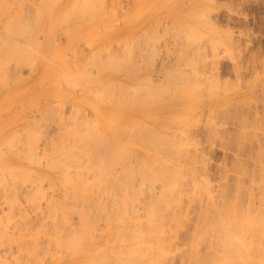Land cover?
<instances>
[{
    "label": "rangeland",
    "instance_id": "374dc122",
    "mask_svg": "<svg viewBox=\"0 0 264 264\" xmlns=\"http://www.w3.org/2000/svg\"><path fill=\"white\" fill-rule=\"evenodd\" d=\"M41 1L42 0L39 1V3H40L39 4L36 0H18V1L17 0H13V1L12 0H0V46H2V47H0V189H1L0 190V230L2 229L0 231L1 232L0 233V264H67L66 261L70 260V258L74 255V252H77L78 250H81L83 248H85V249L89 248V250H88L89 254L85 255L88 252L87 251L82 256V258L79 257L80 261L78 262V264H97L98 262H99L98 264H101L103 262V260H104V262H108V259H110V255H112L111 256V258H112L116 254V252H114V253H112V252L116 250L117 246H120L122 244L123 245L124 244H127V245L131 244V246H135V245H138L136 243L139 241L138 239L141 238V236L145 237V236L150 235V236H152V238H154L155 234H156V236L159 234V237L161 234V237L159 238V240H162L161 239L162 237L163 238L165 237L164 239L167 240V241L165 240L162 242L161 241L159 242L158 240H156V242L157 241L159 242L156 245H161L164 242L165 243L164 247H166V245L169 244V247H166V248H169V250L171 251V252H169L168 249H165V250H164V248L162 249L164 243L161 245V249H159L160 246L158 249H156L157 246H156V248L154 247L155 244H153L154 241L151 239V237L149 238L150 240H152V243L150 245H154L153 246L154 248H152V246H150L146 240L141 242L142 243L141 246H143V244L147 246V244H148L149 248L153 249L156 253L158 252L159 255L156 257V260H158V259L159 260L157 261L156 264H158L160 262V260L162 263L164 261L165 264H188L187 260H185L184 263L183 262L181 263L179 258H177L178 257L177 255L175 256L174 260L167 261L169 263H166L165 262L166 260H164V259H167V257L171 256L173 253L177 254L179 251H181L183 253L182 254L183 256H184V253H185V255H187L186 249L188 250V248L191 247V246H189L190 244H194L195 242H198V239H199L198 243L200 245L197 243L195 245L196 246L195 248L200 249V250H204V251L200 252V254L206 253L205 251L208 252L210 247H213V246H211V244L212 245L214 244V246H216L215 244L220 242L218 244V248H217V246L214 247L215 249L211 248L212 250H216L213 252H218L219 248H220L219 245L221 244V246H222V243H221L220 238H219L220 236L218 237L219 238L218 239L216 237L215 233L214 234L211 233V235H213V236L210 235V232L215 231L213 228H212L213 230L211 228H209L211 230H208V232L204 229L203 230L204 232H202V234L199 233V235L197 236V238L195 240L194 239L192 240V238H191L192 236L188 240H186V238L188 236L186 237V235H185L184 237H186V238L185 239L183 238V239H184V241L186 240L185 241L186 243L188 241L187 244L184 242L183 244L180 245V243L183 241L182 240L181 242H179L182 239L181 237H179V238H181L180 240L178 239V237H176V238L174 237V239H173L172 237L174 235H172V234H171L172 235L171 239H169L170 236L168 237V239L166 237L168 234L170 235L171 230L173 233L175 231V229L178 228L180 223H181V225L183 224L182 225L183 228L180 227V229L182 228V231L186 229L187 232L189 231L191 233V231H193V229H194L195 222L198 220V219H196V217L199 216L198 213L201 211V209H204V207L206 206L207 203H209V202H207V200L210 201V203L212 204L214 202L213 201L214 199H216V200L219 199L218 196H220L219 193H222L221 189L224 186V182H226L227 184L231 183V185L230 184L227 185L225 192H230V190L235 191V189H233V190L231 189V188H233V186H232L233 182H231L233 180V178L231 177V175L232 176L234 175V179H235V177L237 176V173L233 172V171L231 172L229 170L230 169L232 170V167H230V166L234 162L233 160L234 159L236 160L237 156L241 160L245 159V156L249 159V161H248V159H245L246 161L241 163V161L237 158V161L241 164H243V163H244V165L246 164L245 167L248 168L249 171L251 169L252 170L251 173L254 175V177H252V174L249 173V171H248L249 175L248 176L246 175V176L249 179L247 177H244L245 175L239 176L241 178L243 176V179L244 178L247 179V180L244 179L245 180L243 183L244 187L249 186L248 187L249 189L245 188V190H246L245 191V190H243L244 189L243 185L241 183L239 185V189L242 188L243 192H245V194H244L245 196L243 195V193L241 191H240V194L238 192V194L240 195V198L242 197L241 199L239 198L240 201L241 200H242V202L245 201V203L243 202V204H242L243 205L242 209L244 208V204H247L246 206L251 208V204L254 203L252 205L255 206V208H256L258 203H260L257 201L260 200V198H261L260 194H262V191L264 192V190L261 189L262 188L261 185L262 184L264 185V178H262V175L264 173L262 174L261 171H263V170L260 171V169L262 167H264V166H262L264 164H262L261 163L262 160L260 159L261 161H259L258 158H256V159L254 158V160H256V161H254L253 157H255L257 155L255 148L261 147L264 144V141H263L264 138L262 137L263 135L262 134L258 135V133H261V130L259 128L254 127V129L256 130V132H255L253 127L252 128L246 127V130L250 131V132L249 131L247 132L245 130L246 133L248 134V133H251V131H252L255 133V136L253 135L254 134L253 133L252 136L254 138V141H252L253 140L252 138L250 139L248 148H246V147L248 145L247 143H248L249 139L248 140L246 139L247 143H246V146L244 144V147H245L244 152H246V151L249 152L250 150L251 151L249 153L246 152L247 153L246 155H245V153L243 154V152H242L241 154H243V155L241 157V154L238 153L239 151L237 149H235V147L232 143V140L233 141L237 140L236 137H235V139L233 138L234 136H237L234 133L236 131L234 125H232L231 123H222L226 118H224V120H223L222 119L223 116L222 117L217 116V115L221 114V112H220L222 110L221 107L219 108V109H221L220 111L216 109V111H219V113L217 112L218 114H216L215 110L210 109V111H212V112H210L209 110L202 109V107H203L202 103L207 102V101H212V100H215L216 98H220V97H226V96L231 97L237 93H241L249 85H252L255 80L258 81L259 83L257 82L258 83L257 86L251 87V89H253L255 91L254 94L256 96H258V98H260L264 94V91H263L264 90V0H142L140 6L135 7L130 12H127V10H124V9H126V7L121 6L126 2V0H107L106 5L104 7L99 6V5L93 6L94 5L93 3H95V2L92 1L93 3H91V1H90V4H93V5H90L91 6L90 11L94 10L95 12L93 11V13H92V11L91 12L89 11V9H88L89 7L87 8V6H86V8L88 10L85 13L84 12L86 10L85 4L87 2L83 3L82 2L83 0L82 1L80 0L84 5V6L82 5L84 10L83 11L80 10L83 13L82 19H80L81 18L80 14H82L80 12H79L80 14L77 13L79 15H75L76 13L73 14V15H75V17L71 16L72 13L74 12V11L72 12V10H75L76 7L79 8V6H76L75 9L74 8L72 9V7L71 8L69 7L68 9H65L63 12H60L58 16H56V14H55L56 13V10H55L56 7H54V5H52V4H54L56 1H59V0H56V1L51 0V3L53 2L52 4L50 3V0H46L45 5L49 2L51 8L44 7L45 5H43V7H41L42 6ZM16 2H17V4H16ZM2 3H4L5 6H3ZM77 3H79V2H77ZM42 4H44V3H42ZM23 5H25V6H23ZM26 6L28 9L26 8ZM82 6H80V7H82ZM94 7H95V9H93ZM45 9H50V10H47L49 12H46V11L44 12ZM79 9H81V8H79ZM111 9H113V10H111ZM38 10H39V12H38ZM77 10L78 9H76V11ZM68 11H71V13L69 12L71 15L68 13ZM187 11H190L189 14H186ZM41 12H42V14H41ZM94 13H95V15H94ZM194 13H195V15H194ZM64 14H67V17H65L66 15L63 16ZM201 14H203V15H201ZM35 15H36V17H35ZM84 15L89 16L86 21H85V18H87V16L84 17ZM99 15H102V16H99ZM196 15H198V16H196ZM62 16H63V18H61ZM68 16L71 19L74 18V20H71ZM76 16L77 17L79 16V19ZM25 17H27V18H25ZM194 17H195V19H194ZM16 18L18 19V21H16L17 20ZM53 18H55V20H53ZM67 18H69V20ZM62 19H63V21H62ZM26 20H27V23H26ZM52 20H53V23L51 22ZM33 21H35V22H33ZM77 21H79V23L74 25V22L76 23ZM64 22H66V23L64 24ZM68 22L71 23L72 26ZM32 23H35V24L32 25ZM57 23L58 24L60 23V24L58 25ZM6 24L8 25L7 27H6ZM13 24L15 25V28L17 29V31L15 29H13L14 28V26H12ZM65 26H67V27L63 28ZM9 27L11 28V30L13 29V32H11ZM191 27H193V28H191ZM25 28H27V29H25ZM206 28L208 29V31ZM64 29H68V30H66V32H65V31H63ZM8 30H10V32H11V34L9 32V36H8ZM23 30H25V31H23ZM209 30L210 31L212 30V31L209 32ZM29 31H30V33H29ZM36 31H37V33H36ZM14 32H15V35H14ZM54 32H55V35H54ZM215 32H217V33H215ZM27 33H29V34H27ZM35 33H36V35H35ZM193 34H195V35H193ZM3 35L5 37H3ZM69 36H73L72 41H68L67 38ZM47 37H51V38H47ZM142 37H143V39H140ZM224 37H226V38H224ZM36 38L39 40H37ZM110 38H112V39H110ZM131 38L133 39V41ZM195 38H198L199 40H195ZM27 39H29V40H27ZM130 42H131V44H130ZM202 42H204L205 44ZM125 43H127L126 44L127 46L124 45ZM215 43H216V45H215ZM228 44H230V45H228ZM211 45H212V47H210ZM27 48H28V50H27ZM211 48H212V50H210ZM18 49L19 50L21 49L22 51L21 50L19 51ZM125 49L127 50V52ZM19 53H22V54H19ZM23 53H24V56H23ZM25 55H26V57H25ZM27 55H29V56H27ZM91 55H94V56H91ZM32 56L34 58H32ZM122 56H123V58H122ZM130 56L133 58H131ZM124 57H125V59H124ZM95 58H97V61L95 60ZM144 60H146V61H144ZM142 61H143V63H142ZM129 62H131L132 64ZM146 65H148V66H146ZM204 65L206 66V68ZM84 67L86 70L84 69ZM132 67L134 69L135 68L136 69L132 70ZM101 68H103L104 70ZM130 68H131V70H130ZM201 69H203V71ZM84 70L86 72H84ZM190 72L192 73L193 76L190 75ZM172 75H173V77H172ZM195 75L197 76L196 78H195ZM239 75H240V77H239ZM184 77L187 80L188 79L189 80L187 81ZM174 78L176 80L178 79L180 81H178V80L176 81ZM202 78H204V79H202ZM183 79L186 81H184ZM259 79H261L260 80L261 82L259 81ZM190 81H191V83H190ZM194 81H197V84ZM198 81H201V82L198 83ZM203 81H204L205 85H204V83H202ZM206 81H207V83H206ZM170 82H171V84H169ZM183 82H187V84L183 83ZM192 82H194V83H192ZM221 82H222V85H221ZM208 84L210 85V87ZM213 84H214V87L212 86ZM119 85H120V87H119ZM189 85L191 88H192V85H193V87L195 86L193 88L194 92L189 87ZM185 86H188V87H185ZM259 86H260V88H259ZM188 88L190 90H187ZM228 88H229V90H228ZM261 88H262V91H261ZM184 89H186L187 92L184 91ZM111 90H112V94L110 92ZM122 90H123V93H122ZM108 91H109V93H108ZM210 91H212L213 94ZM117 92L120 94H118ZM134 92H135L136 96L138 95L137 97H139L141 94L140 97H142V98H140V97L137 98L135 95H133ZM192 92L194 93L195 96L194 95L189 96L190 94L188 95V93L192 94ZM144 93L148 94L149 97H146L147 95ZM153 93H154V95L156 93L157 96L156 95L153 96ZM181 93L184 95L185 98L183 97V95L181 96L183 98L180 97ZM201 93H203V94H201ZM177 94H179L178 97L176 96ZM197 94L199 97L197 96ZM129 95H131V96H129ZM132 95L135 97V99L131 98ZM144 95H145V98H144ZM206 95H208L209 97ZM196 96H197V98H196ZM201 96H202V98H201ZM203 96H205V97H203ZM244 96H242L241 99H248V97H246V96L244 97ZM116 97H118V99H116ZM194 97L196 100L194 99ZM263 97H264V95H263ZM120 99H121V101H120ZM262 100H263L262 103H264V98ZM126 101H128V102H126ZM118 102H120V103H118ZM143 102H144V104H143ZM259 104H260V102H259ZM53 106H54V108H53ZM163 106L166 107V109L165 108L162 109L161 107H163ZM222 107H223V109L225 108L227 110L226 106H222ZM55 108H56V110H55ZM58 109H60V110H58ZM187 110L189 112H192V110H193V113L195 116L189 118V116L191 114L189 116H187L188 115ZM195 110H197V111H195ZM250 110H252V108H250ZM259 110H262V108L260 106H259ZM259 110H258V112H257V109H256V111L253 110L250 118H252L255 115V116H257L256 118H257L258 122L261 123V122H263L262 121L263 114L261 115L260 114L261 111H259ZM52 111H53V113H52ZM253 112H254V114H253ZM131 113H133V114H131ZM158 114H159L160 119L162 118L161 114H163V116L165 114H167V115L170 114L169 117H172V118H169L167 116L168 117L167 119L175 118L174 116H171V115H177L179 117L180 116L183 117V118L181 117L180 119H177V118H179V117H177L176 118L177 121L174 119L175 120L174 123H177V122H180L183 120H187V118H189L187 121H189L190 123H191V121L194 123L195 122L198 123V124L195 123V125H198V126H195L196 128L198 127L197 128V137H195L196 135H189L192 137L189 138L188 136H186V137H188L187 138L188 140H187L186 138L185 139L181 138V137L176 138L175 136L172 135L171 137L176 138V139L174 138L175 139L174 145L172 143L173 140L169 139V138H171L170 133L168 136L167 135L168 133L164 134L163 131L160 132V130H156V132L159 135L161 134L162 137L165 136V137H163V140L161 141L162 137L160 135V137H161V139H159L161 141V142L159 141L160 142L159 144H161L160 147H162V144H163V147H165V146L167 147V145H168L167 143L168 142L170 143V141H172L171 142L172 146L168 145L169 147H172V148L176 147L177 148V146L179 147V145L181 144V148L179 147V149L183 148L184 151H185V149L188 151V152L185 151L186 153H184L182 151L183 149L181 150L184 153V155H186L188 153L186 155V159L183 161L184 162L183 163L181 161V158L184 159L185 156L184 157H183V155L181 156L182 152L180 150H177V151L181 152V154L179 153L180 155H178L177 158H179L180 159L179 161H181L182 163L179 162L178 160L175 162H177L181 165H184V168H183L184 170L181 169V171L179 170L180 172L178 171L177 174L174 175L176 179H174L173 175H172L173 178L172 179L170 178L171 181H173V179H174L173 184L175 183L174 185L171 184L173 186V189H174V191L172 193H171L172 186H170L171 187L170 188L169 183H167V185L165 183V185H164V183L161 182L162 179L161 180L158 179V174H155L161 168L159 166L161 164L157 165L160 168L158 170H156L155 172L152 170L153 169L152 166L154 164V166H155L154 170H155L156 169V165H155L156 162H154V161L156 159H154V157L166 158V156H167L168 159L172 160V157L175 154L177 155L178 152H175V154L173 153L172 154L173 156L170 155L172 157H170L168 155L164 156V154L166 152L164 153L162 151V154H161V151H160L161 149L159 150V148H160L159 144L156 143L157 146L155 148L154 145L152 146V144L147 143L149 141L146 138H149L148 136H149L150 132L148 133V135H146L147 133H144L147 137H141V135H140V137L137 138L139 135H135L136 132L139 133L140 131H142L141 134H143L144 130L150 131L151 129H154V127H156L155 125L158 126V125H160V123L166 122V120L164 121V119H163L164 117L162 118L163 120L161 119V121H160ZM44 115H46V117ZM50 116H52L53 118H51ZM217 117H220L221 119L217 118ZM260 117H261V120H260ZM158 119H159V121H158ZM167 121H168V123L173 122V121H169V120H167ZM250 122H253V120ZM139 123L142 125V127L138 126V125H140ZM135 124H138V125H135ZM206 124H209L208 127ZM117 125L118 126L120 125L119 126L120 128L123 125H124L123 127H125L127 125L126 126L127 129L121 128V129H123V130H121L118 128L119 131L121 130L120 132H118L116 129H114V127L116 128ZM143 125L145 126V128H143ZM205 125L208 128V129L206 128L207 130L205 129V127H203ZM130 126L133 128V130H136V132L133 130L128 132L127 130L132 129ZM209 126H212V128L214 126L215 127L218 126V127H217V129H215V128L211 129ZM65 127L68 130H66ZM33 128H34V130H33ZM86 128H90V129H86ZM218 128H219V130L220 129L221 130L219 131ZM222 128H226L225 129L226 131L223 130ZM82 129L85 131H82ZM198 129L201 131H199ZM86 130H88V132H89V133H87V135L89 137L86 135V132H87ZM91 131L92 132L94 131V133L91 134ZM95 131H96L98 137L100 136L96 142L98 145L94 141H92L93 143L96 144V146L91 142V140H92L91 137L94 134H95V136H97ZM214 131H216L217 133ZM126 132H128V134ZM133 132H135V133H133ZM156 132H152V135H154L153 136L154 139L156 136ZM222 132H224V133H222ZM225 132H226V134H225ZM16 133H17V136H16ZM90 134L92 136H90ZM131 134L132 135L134 134V137H131ZM128 135H129V137H128ZM145 135H143V136H145ZM82 136L85 137V139ZM135 136H137V137H135ZM176 136H179V135H176ZM210 136H212V137L210 138ZM259 136H260V138H259ZM68 137H70V138L68 139ZM78 137H79V139H78ZM101 137H102V140H101ZM157 137L158 136H156V138ZM224 137L226 140H224ZM242 137H239V139ZM248 137H250V136H248ZM89 138H90V140H89ZM194 138L195 139L200 138V141H201V139L203 141V142L201 141V144L197 145V148H193L191 146V144H188V142H190V143L192 142L189 140L190 139L195 140ZM261 138L263 141L262 145H260L262 142ZM4 139L6 141L5 144H3ZM70 139L72 140L71 142H70ZM73 139H76V140H73ZM140 139L143 140L142 143L144 142V144H142L139 141ZM217 139L220 141L222 140V142L225 141L227 144L225 142H224L225 144L222 142L221 143L223 145H226L227 147L226 146L223 147V145H221ZM229 139H231V142L229 141ZM258 139H260V141H258ZM149 140H150V138H149ZM165 140L168 142H166ZM208 140H210V141H208ZM212 140L214 142H212ZM246 140H244L243 143H245ZM52 141H53V143H52ZM64 141H65V143H63ZM79 141L82 144L81 146H80ZM104 141H105V143H104ZM176 141L178 143L177 145H175ZM84 142L86 145L84 144ZM101 142H102L103 146H105L104 144L108 145V147L107 146H105V147L107 149H109L110 150L109 152L112 154L106 153L105 151H104L105 152V154H104L103 150L105 148L101 145ZM107 142L110 145H112V147L109 146V144ZM145 142L147 143V145ZM253 142L256 144H253ZM49 143H50V146H49ZM228 143L229 144L232 143V144L229 145ZM235 143H236V141H234V144ZM59 144H62V145H59ZM71 144H74V145H71ZM148 144L150 145V147H148ZM53 145L55 146V148ZM91 145L95 149H97L96 151H98L99 146L100 147L102 146L103 148L101 147L102 149H99V151L100 150L102 151L101 152L103 154L102 156L106 155V157H107L109 154V157H110V155L113 156L114 154H116L117 160H116V158H114L115 157L114 156L113 157L114 159H112V162H111V160H109V157L107 159L104 156L105 159L109 160V166L111 168L113 167L112 168L113 170L111 168L108 169L105 166V164H107V166H108V163H105V161H107V160H104V163H105L104 167H106L109 170L110 174L106 175V173L108 172V170H107V172H105L106 168L105 169L101 168L102 171L104 170L105 174H104V172L102 173V171H99L100 170V164H102V163L99 162L97 166L95 164V161L98 160L99 158L101 159L102 156L98 157L99 156L98 153L93 154L91 152L93 155L98 154V156H97L98 158L96 160L92 157L95 161L93 159H91V157H90L91 155L89 153L90 151L88 152V148H89V150L93 148V147H91ZM253 145L255 146V148ZM258 145H260V146H258ZM59 146H60V148H59ZM75 146H78V147H75ZM142 147H143V149H142ZM262 147L264 149V146H262ZM26 148H28V149H26ZM82 148H83V150H82ZM190 148H191V150H190ZM230 148H232V149H230ZM132 149H134V150H132ZM155 149H158L159 152H157L158 150L155 151ZM256 149H258V148H256ZM80 150H82V151H80ZM125 150H126V153H125ZM193 150H195V151H193ZM21 151H23V152H21ZM72 151H73V153L75 152L74 155L72 154ZM192 151L194 153H196V152L197 153L193 154ZM259 151H260V148H259ZM18 152H19V154H18ZM76 152L77 153L81 152L80 154L82 156L84 154L90 155V156L85 155L84 157H82L81 155L77 154ZM107 152H108V150H107ZM260 152H262V150ZM13 153H15V154H13ZM101 153H100V155H101ZM128 153H131V154H128ZM236 153H238L239 155ZM167 154H169V153H167ZM66 156H68V157H66ZM203 156H204V158H203ZM148 157H150L154 161L151 162V160H149ZM61 158H62V161H61ZM127 158H129V160ZM199 158H201L202 160L204 159V162H202V160ZM84 159L88 160V163H86L87 161H85ZM146 159L151 164L153 163L152 166H150L151 164L148 163ZM174 159L176 160V158H174ZM197 159H199V161H197ZM251 159L254 162L253 161L250 162ZM114 160L116 161V164L113 163V162H115ZM123 160H124V162H123ZM173 160H172V162H173ZM47 161L49 162L48 165H47V163H48ZM257 161H259V163ZM263 161H264V159H263ZM91 162H93V163H91ZM206 162H208V163H206ZM130 164H132V165H130ZM204 164L206 167L204 166ZM208 164L210 167L208 166ZM254 164H256V166ZM258 164H261V165H259L261 167L260 169L257 166ZM49 165H51L54 168H52V167L50 168ZM141 165L144 166V168ZM201 165H203V167H205V170L208 172V174L210 173L209 175L211 176V178L208 175L205 176L204 173L199 174V173H201V171H198L197 169L201 170L200 169ZM84 166H85V168H83ZM101 166L103 167V165H101ZM80 167H82V168H80ZM86 167H88V168L86 169ZM90 167L92 169H90ZM95 167L96 168L98 167L99 170H97ZM141 167L143 168V170L145 169V171H147V173L148 172L150 173V176H152L151 178H153V180H151V181L148 180L150 177V176L148 177L149 173L147 174L144 171L143 172L140 171L142 174L139 173V169ZM20 168L22 170L23 169L24 170L22 171ZM127 168H128V170L126 171ZM226 168H228V170H226ZM89 169H90V172H89ZM131 169L133 171L135 170L133 172L134 174L131 173L132 176L130 174ZM218 169L220 171H218ZM221 169H225V171H226V172L224 171L225 175L222 174ZM28 170H29V172H28ZM116 170H118V171H116ZM258 170L262 175L258 172ZM86 171H87V174L85 173ZM206 171H204V172L207 173ZM253 171H254V173H253ZM22 172H25V173L23 174ZM216 172H218V175L221 174L220 175L221 177H219L218 175H215V174H217ZM255 172H257V173H255ZM99 173L104 174V176L106 175L108 178L106 176H105L106 177L105 178L103 175H100ZM143 173H145L147 175L146 176L144 175L145 176L144 177V176H142ZM212 173H214L215 176ZM19 174H21L22 176ZM129 174H130V176H129ZM167 174H170V173H166V174H164V176L165 175L167 176ZM257 174H258V176H257ZM139 175L141 176L142 180H139V178H138ZM156 175H157V177H156ZM227 175H229L231 177L230 178L231 181H228L230 179H228V177H226ZM85 176H86V178H85ZM100 176H103V177H100ZM249 176H251V179ZM23 177H24V179H23ZM98 177H100L101 179L105 178V180L106 179L107 180L103 181V180H100ZM110 177H111V179H110ZM131 177H133V178H131ZM143 177L144 178L147 177L146 179L148 182L145 179H143ZM168 177H166V179ZM170 177H171V175H170ZM225 177L227 178L226 180H225ZM89 178H90V180H89ZM97 178L100 180V182H103V183H100V182L98 183V184H101V189H98L96 186H95V188H97L99 191H102V192L104 191L103 193L100 192V195H98L99 191L96 193V195L99 196V197L97 196L98 198H96V196L94 195L95 194L94 192H96L97 189L95 191L94 190L95 188L93 189L91 187L94 183L97 184V181H99ZM128 178L132 179V180H129ZM257 179L258 180L260 179V180L257 181ZM154 180H155V182H154ZM250 180H251V182H250ZM122 181H123V183H122ZM126 181H129L131 184L129 182H126ZM119 182H120V184H119ZM137 182H138V184H137ZM221 182H223V183H221ZM245 182H247V183H245ZM108 183H110V184H108ZM124 183H125V185H124ZM126 183H129L130 185H128ZM148 183H151V184H148ZM226 183H225V185H226ZM116 184L118 185V187ZM220 184H221V186H220ZM152 185H154V186H152ZM162 185H164V189L166 191H161V192L164 194L166 192H168V195L166 196V194H165V197L166 198L168 196L170 197V199L167 198V202H168L167 204L171 205V208L169 206H168L169 207L168 208L167 205H165V203H164V206H166V208L168 210L170 209L167 212L170 220L167 217V221H166L165 216L167 213L164 212V211H166V210H164L163 214L161 212V214L163 216L162 215L160 216V218L165 217L164 221H162L163 220L162 218H161L162 220L160 219L162 221V223H161V221H159L158 217L156 218V216L153 218L148 217L150 219H154V218H155V220L158 219L157 221H159V223H161V224L158 223V226L160 225L161 227L155 228V229H153L155 231H150L148 233H146V231H142V232L138 231V233H142V234L141 235L138 234L139 235L138 236L135 233V234H133V236L128 235V237H127L126 234H128V233L130 234L131 232L132 233L135 232V231H133L132 227H136V226L140 225V227L135 229L136 231L145 229L144 225H145V222L147 221L148 218H147V216L144 217L146 213H143L142 207H144V205H145L144 203L147 202V197H148V199L151 198L150 196H152V195H150V194L154 195L157 192L159 193L161 187L163 188ZM209 185H211L212 188L209 187ZM158 186H159V188H158ZM229 186H232V187L230 188ZM259 186H260V188H259ZM150 188H152V190ZM167 188H170L171 191H170V189H167ZM178 188L181 190H179ZM215 188H217V189H215ZM224 188H225V186L223 187V189ZM229 188H230V190H229ZM258 188L261 190V192ZM136 189L139 192V193L137 192L139 197L135 193ZM216 191L219 192L218 193L219 195H217ZM258 191L260 192V194ZM63 192H64V195H63ZM161 192H160V195H161ZM223 192H224V190H223ZM252 192L254 193V195ZM129 193H131L130 195L133 198H135L136 200L133 199L131 196L129 197V195H128ZM133 193L135 194V196ZM158 193L156 195H158ZM176 193H177V195L178 194L179 195L177 196ZM215 193L217 196L213 195ZM248 193H250V194H248ZM255 193H256V195H255ZM109 194H110V196H109ZM251 194L253 195V197H251L252 196ZM257 194L260 196H257ZM86 195L89 196V199L94 198V199H92L93 203H94V200L98 201L99 198H102L101 199L102 201L101 200L100 201L103 204L99 201V204L101 203L102 205L98 206L96 204L98 202H95V204H94L95 206L92 205L93 208H92V206L90 207L91 204H89V206H88V203H90L92 201L89 200L88 197H86ZM195 195H196V197H195ZM81 196H83L84 201L87 200L86 203L88 201H90L87 203L88 209L85 207H81L80 204L83 202V201H81V200H83ZM108 196L111 198H109ZM127 196H128V198H127ZM175 196H176V198L177 197H179V198L176 199ZM69 197H70V199H69ZM84 197H86V198H84ZM163 197H164V195H163ZM244 197H246V198H244ZM254 197H255V199H254ZM78 198H79V201H78ZM122 198H123V200H122ZM131 198H132V201H131ZM143 198L144 199L146 198V200H144ZM258 198H259V200H258ZM137 199H139V200H137ZM158 199H156V201ZM163 199H162V201H163ZM251 199L252 200L254 199L253 202H250V201H252ZM67 200H71V201L69 202ZM73 200H75L74 202L76 204L72 202ZM127 200H129V201H127ZM152 200H153V197H152ZM160 200L157 202L162 203ZM170 200H172L171 203H170ZM141 201L143 204L141 203ZM151 201L149 200V203ZM165 201H166V199H165ZM77 202H79L80 204ZM132 202H134V203H132ZM157 202H155V203H157ZM247 202L250 204L248 205ZM86 203H84V204H86ZM104 203H106V205ZM160 203H158V206H157L159 208L161 207ZM210 203H209V205H210ZM108 204H110V205H108ZM128 204H130L129 207H128ZM60 205L63 206V208ZM69 205L70 206L72 205L71 207L72 208L74 207L73 208L74 210L72 208L69 209V207H70ZM96 205H97V207H96ZM173 205H176V206H173ZM239 205H240V202H239ZM242 205H240V206H242ZM75 206H76V208H75ZM83 206H86V205H83ZM108 207H110V209H108ZM125 207H127V208H125ZM177 207H179V208H177ZM48 208H50V209H48ZM51 208L53 210L56 209L55 213L52 214ZM131 208L134 211H132ZM77 209L80 210L79 212H81V211L84 212L83 213L84 215H82V217L79 216V214L81 215L82 213H79L77 211ZM97 209H100V210H97ZM161 209H162V207H161ZM172 209H174V210H172ZM89 210H91V211H89ZM140 210H141V213H140ZM113 211L115 214L113 213ZM158 211H157V214H160L159 213L160 211L159 212ZM131 212H133V215L131 214ZM136 212H137V214H135ZM186 212H188V213H186ZM195 212H197V213H195ZM59 213H61L60 215H62V216L58 215ZM66 213H67V215H66ZM68 213H70V214H68ZM176 213H178V216ZM64 214H65V217H63ZM97 214H99V215H97ZM103 214H104V218H102ZM157 214H155V215H157ZM175 214H176V216H175ZM123 215H126V216L123 217ZM194 215H196V216H194ZM79 217H81V219ZM106 217H108V218H106ZM129 217H130V219H129ZM151 217H152V215H151ZM68 219H69V221H68ZM93 219H94V221H93ZM107 219H109V220L111 219V220L109 221ZM53 220L55 222H53ZM82 220L84 221L83 222L84 228L82 227ZM86 220L88 223H86ZM117 220H118V222H117ZM143 221H145V222H143ZM135 222H136V225H135ZM141 222L144 224L142 225ZM148 222H150V220H148ZM148 222L146 223V225H148L147 227H150L151 226L150 224H152L153 222H151V223H148ZM122 223L123 224L125 223V225L127 224V226H125V227H128L129 225L132 226L133 225L132 223H134V226H132V227L129 226L127 229L125 228V230H124V229H122V228H124L123 227L124 225ZM196 223H198V222H196ZM88 224H89V226H88ZM155 224H156V222H154V226H155ZM184 225H186L188 228ZM53 226H55V227H53ZM156 227H157V225H156ZM112 228H113V230H112ZM130 228H132V229H130ZM152 228H153V225H152ZM114 229H116V230H114ZM77 230H78V232H77ZM123 230H124V232H123ZM150 230H152V229H150ZM79 231L81 232V234H80L81 236L78 235ZM114 231H116V232L114 233ZM120 231H122V232H120ZM128 231H131V232H128ZM74 232L78 233V234L75 235ZM117 232H119V233H117ZM218 232L219 231H216L217 235H218ZM238 232H240V231H238ZM65 233H67V234H65ZM163 233H165V234H163ZM237 233H236V235H237ZM73 234H74V237H73ZM82 234H83V237H82ZM118 234H121L122 236L119 235L120 236V238H119ZM123 234L125 236V239H127V241L123 239V237H124ZM220 234L221 233H219V235ZM239 234L237 236L233 235V237L235 239L236 237L241 235L242 237L240 236L236 239V240H240L241 242L235 240V242H239L240 244L243 243V240H241V239H244L243 236H245V237L247 236L248 238L247 237L246 238L248 241L253 239V235L248 234V231L246 232V234H243V232H241L240 235ZM255 234H256V231H255ZM134 235H137L138 237L135 236V238H134ZM209 235H210V237H209ZM70 236H71V238L72 237L73 238L68 239V237H70ZM78 236H80V237H78ZM115 236L116 237L118 236L119 240H117V238ZM130 237H131V240L128 239ZM256 237L254 236V239ZM63 239H66V240H63ZM216 239L218 242L216 241ZM67 240H68V242H67ZM75 240H76V242H75ZM150 240L148 242H151ZM154 240H155V238H154ZM168 240H169V242H168ZM174 240L176 241V243H174ZM208 242H209V244L207 245ZM212 242H214V243H212ZM61 243H63L64 245ZM68 243L70 244V246ZM171 244H173V246L175 248L172 247ZM115 245H117V246H115ZM235 245H238V247H239V244L236 243ZM185 247H187V248L185 249ZM206 247H208V248H206ZM238 247L237 246L234 247V249L237 248L238 251H235V252L232 251V253H229V254H232L231 256L229 255V257L232 259L233 263L234 262L238 263V261H240L239 263L241 264L242 260L241 259L239 260L237 258L238 261H235L236 259L234 260V256L240 257L244 253L247 255V251L244 250L245 248H241V247H245L242 244L239 247L242 250L239 249ZM96 248H98V249L95 250ZM113 248H115V250H113L111 252V250ZM140 248H142V247H140ZM143 250H145V246H144ZM96 251H100L101 253L96 252ZM94 252H95V254H94ZM102 252H104V253H102ZM143 252H145V251H142V253H141V251L136 250L133 253H135V255H138V257H139V255L141 256L143 254ZM162 252H164V254ZM160 253H162V254H160ZM90 255H92V256H90ZM119 255H121V253L118 254V256ZM135 255H134V258H135ZM93 256H94V258H93ZM143 256H145V254L142 255V257ZM164 256H167V257H164ZM187 256H184V258L186 259ZM250 256H252V258ZM254 256H256V255H254ZM88 257H92L93 259H95V262L93 261V259L89 260ZM121 257L119 256V258H121ZM229 257L226 256V258H225V256H224V259H222L223 263H226V261L224 262V260L229 259ZM249 257H250L249 260L253 259V255L250 254ZM113 258L115 259V257H113ZM119 258L117 257L116 259L118 260ZM207 258H208V256H207ZM207 258H205L203 260H202V258H201V260L199 259L200 262H199V260H197L198 261L197 264L203 262L204 260H206L205 262L207 263V261H208ZM162 259H163V261H162ZM119 260H118V263H119ZM222 260H218L219 263ZM249 260H247L245 263L242 262V264H248ZM258 260H259V264H260L261 258ZM112 261L113 260H111V261L109 260L110 264L114 263ZM123 261L124 260H122V262H121V260H120L121 263H123ZM147 261L149 263L150 259L149 260L147 259L145 261L146 263L144 262V260L141 261V264H143V263L148 264ZM151 261L153 263L156 262V261L154 262L153 260H151ZM218 261H217V263H218ZM253 261H255V260L253 259ZM129 262L132 263L131 260ZM251 262H252V260H251ZM162 263H159V264H162ZM194 263L196 264V262H194ZM206 263H204V264H206ZM253 263H251V264H253ZM257 263H258V261H257ZM263 263H261V264H263ZM107 264H109V263H107ZM135 264H138V263H135ZM149 264H151V263H149ZM190 264H192V263H190Z\"/></svg>",
    "mask_w": 264,
    "mask_h": 264
},
{
    "label": "bare ground",
    "instance_id": "6f19581e",
    "mask_svg": "<svg viewBox=\"0 0 264 264\" xmlns=\"http://www.w3.org/2000/svg\"><path fill=\"white\" fill-rule=\"evenodd\" d=\"M12 1H13V0H12ZM17 1H18V0H17ZM36 1L39 3L40 0H39V1L36 0ZM45 1H46V0H42V1H41L42 3H44V4L41 3V5H42L41 7H43V5H45ZM54 1H56V0H54ZM81 1H82V0H81ZM81 1H80V0H79V1H78V0H59V1H56L54 4H52L53 2L51 3V0H50V3H51L52 5H54V7H56V8H55V10H56V13H55L56 16H58L60 12H63L65 9H68L69 7H70V8L72 7V9H73V8L75 9L76 6H79V8H81V9H79V8L76 7V9L79 10V11L77 10L78 12L76 11V9H75V10H72V9H71L72 12L74 11V12L72 13V15L70 14L71 11H68V13L70 12L69 14H70L72 17H73V16L75 17V15H79L80 13H82L80 10H82V11L84 10V8H83L84 5H83V3H86V2H87V3H86L87 5L85 4V8H86V6H87V8L89 7L88 9H89V11H90V9H91V6H90V5H93V4H94L93 6H96V5L98 6V5H99V6L104 7V6L106 5V2H107V0H89V1H88V0H83V1H82L83 3H82ZM90 1H91V3H93V2H95V3L90 4ZM92 1H93V2H92ZM96 1H97V2H96ZM99 1H100V2H99ZM141 1H142V0H126V2H125L123 5H121V6L126 7V9H124V10H127V12H130V11L133 10L135 7L140 6ZM77 2H79V3H77ZM80 2H81L82 4H81ZM50 3L48 2V3L46 4L47 6L45 5L44 7L51 8V7H50ZM88 3H89V4H88ZM99 3H100V4H99ZM2 4H3V6H5L4 3H2ZM16 4H17V2H16ZM16 4H15V5H16ZM39 4H40V3H39ZM48 4H49V5H48ZM113 4H114V3H113ZM82 5H83V6H82ZM107 5H108V4H107ZM20 6H21V5H20ZM23 6H25V5H23ZM48 6H49V7H48ZM73 6H74V7H73ZM80 6H82V7H80ZM93 6H92V7H93ZM113 6H114V5H113ZM17 7H18V6H17ZM115 7H116V6H115ZM26 8H27V6H26ZM26 8H25V9H26ZM87 8H86V10L84 11L85 13H86V11L88 10ZM27 9H28V8H27ZM39 9H40V8H39ZM93 9H95V7H94ZM113 9H114V8H113ZM113 9H111V10H113ZM19 10H20V9H19ZM47 10H50V9H45L44 12H45V11H46V12H49V11H47ZM91 11H92V13H93L94 10H91ZM91 11H90V12H91ZM38 12H39V10H38ZM79 12H80V13H79ZM90 12H89V13H90ZM94 12H95V11H94ZM103 12H104V11H103ZM189 12H190V11H187L186 14H189ZM191 12H192V11H191ZM28 13H29V12H28ZM28 13H27V14H28ZM36 13H37V12H36ZM68 13H67V14H68ZM75 13H76V14H75ZM77 13H79V14H77ZM85 13H84V14H85ZM96 13H97V12H96ZM192 13H193V12H192ZM41 14H42V12H41ZM67 14H64L63 16L66 15L65 17H67ZM73 14H75V15H73ZM100 14H101V13H100ZM181 14H182V13H181ZM17 15H18V14H17ZM70 15H69V16H70ZM82 15H83V13L80 14V16H81L80 19L83 18ZM87 15H88V14H87ZM87 15H84V17L87 16ZM89 15H90V14H89ZM94 15H95V13H94ZM94 15H93V16H94ZM194 15H195V13H194ZM194 15H193V16H194ZM198 15H199V14H198ZM198 15H196V16H198ZM201 15H203V14H201ZM63 16H62L61 18H63ZM69 16H68V17H69ZM91 16H92V15H91ZM99 16H102V15H99ZM193 16H192V17H193ZM15 17H16V16H15ZM35 17H36V15H35ZM76 17H77V16H76ZM88 17H89V16H87V18H85V21L88 19ZM192 17H191V18H192ZM25 18H27V17H25ZM25 18H24V19H25ZM41 18H42V17H41ZM69 18H70V17H69ZM69 18H67V19L69 20ZM77 18L79 19V16H78ZM16 19H17V18H16ZM22 19H23V18H22ZM64 19H65V18H64ZM70 19H71V18H70ZM194 19H195V17H194ZM206 19H207V18H206ZM28 20H29V19H28ZM37 20H38V19H37ZM53 20H55V18H53ZM53 20L51 21L52 23H53ZM60 20H61V19H60ZM68 20H67V21H68ZM71 20H74V18H72ZM76 20H77V19H76ZM76 20H75V21H76ZM16 21H18V19H17ZM16 21H15V22H16ZM62 21H63V19H62ZM79 21H80V20H79ZM79 21H77L76 23L74 22V25L77 24V23H79ZM85 21H84V22H85ZM33 22H35V21H33ZM59 22H60V21H59ZM71 22H72V21H71ZM11 23H12V22H11ZM17 23H18V22H17ZM19 23H20V22H19ZM26 23H27V20H26ZM42 23H43V22H42ZM65 23H66V22H64V24H65ZM68 23H69V22H68ZM202 23H203V22H202ZM15 24H16V23H15ZM20 24H21V23H20ZM33 24H35V23H32V25H33ZM57 24H58V23H57ZM59 24H60V23H59ZM59 24H58V25H59ZM69 24H71V23H69ZM186 24H187V23H186ZM204 24H205V23H204ZM81 25H82V24H81ZM7 26H8V25L6 24V27H7ZM12 26H14L13 29H15V30L17 31V29L15 28V25L13 24ZM19 26H20V25H19ZM28 26H29V25H28ZM68 26H69V25H68ZM71 26H72V24H71ZM10 27H11V26H10ZM10 27H9V28H10ZM32 27H33V26H32ZM42 27H43V26H42ZM66 27H67V26H65V27H63V28H66ZM210 27H211V26H210ZM23 28H24V27H23ZM23 28H22V29H23ZM191 28H193V27H191ZM201 28H202V27H201ZM13 29L11 30V28H10L11 32H13ZM25 29H27V28H25ZM29 29H30V28H29ZM206 29H207V28H206ZM206 29H205V30H206ZM10 30H8V36H9V32H10ZM36 30H37V29H36ZM66 30H68V29H64L63 31L66 32ZM23 31H25V30H23ZM207 31H208V29H207ZM211 31H212V30H211ZM211 31L209 30V32H211ZM11 32H10V34H11ZM65 32H64V33H65ZM29 33H30V31H29ZM29 33H27V34H29ZM36 33H37V31H36ZM36 33H35V35H36ZM215 33H217V32H215ZM62 34H63V33H62ZM213 34H214V33H213ZM14 35H15V32H14ZM16 35H17V34H16ZM54 35H55V32H54ZM54 35H53V36H54ZM193 35H195V34H193ZM215 35H216V34H215ZM12 36H13V35H12ZM12 36H11V37H12ZM18 36H19V35H18ZM28 36H29V35H28ZM28 36H27V37H28ZM33 36H34V35H33ZM3 37H5V36L3 35ZM25 37H26V36H25ZM34 37H35V36H34ZM36 37H37V36H36ZM55 37H56V36H55ZM55 37H54V38H55ZM138 37H139V36H138ZM47 38H51V37H47ZM144 38H145V37H144ZM200 38H201V37H200ZM224 38H226V37H224ZM224 38H223V39H224ZM36 39H37V38H36ZM56 39H57V38H56ZM67 39H68V41H72V40H73V36H69ZM110 39H112V38H110ZM125 39H126V38H125ZM131 39H132V38H131ZM131 39H130V40H131ZM140 39H143V37L140 38ZM140 39H139V40H140ZM227 39H228V38H227ZM227 39H226V40H227ZM27 40H29V39H27ZM34 40H35V39H34ZM37 40H39V39H37ZM136 40H137V39H136ZM144 40H145V39H144ZM144 40H143V41H144ZM195 40H199V39H198V38H195ZM54 41H55V40H54ZM54 41H53V42H54ZM132 41H133V39H132ZM137 41H138V40H137ZM143 41H142V42H143ZM125 42H126V41H125ZM205 42H206V41H205ZM227 42H228V41H227ZM138 43H139V42H138ZM140 43H141V42H140ZM202 43H204V42H202ZM36 44H37V43H36ZM126 44H127V43H125L124 45H126ZM130 44H131V42H130ZM204 44H205V43H204ZM4 45H5V44H4ZM128 45H129V44H128ZM215 45H216V43H215ZM228 45H230V44H228ZM126 46H127V45H126ZM132 46H133V45H132ZM203 46H204V45H203ZM213 46H214V45H213ZM226 46H227V45H226ZM0 47H2V46H0ZM19 47H20V46H19ZM210 47H212V45H211ZM17 48H18V47H17ZM208 49H209V48H208ZM5 50H6V49H5ZM16 50H17V49H16ZM18 50H19V49H18ZM20 50H21V49H20ZM20 50H19V51H20ZM27 50H28V48H27ZM125 50H126V49H125ZM210 50H212V48H211ZM21 51H22V50H21ZM109 51H110V50H109ZM202 51H203V50H202ZM113 52H114V51H113ZM126 52H127V50H126ZM129 52H130V51H129ZM129 52H128V53H129ZM213 52H214V51H213ZM19 54H22V53H19ZM42 54H43V53H42ZM122 55H123V54H122ZM127 55H128V54H127ZM23 56H24V53H23ZM27 56H29V55H27ZM91 56H94V55H91ZM139 56H140V55H139ZM25 57H26V55H25ZM130 57H131V56H130ZM29 58H30V57H29ZM32 58H34V57L32 56ZM91 58H92V57H91ZM122 58H123V56H122ZM131 58H133V57H131ZM136 58H137V57H136ZM120 59H121V58H120ZM124 59H125V57H124ZM23 60H24V59H23ZM25 60H26V59H25ZM95 60L97 61V58H95ZM128 60H129V59H128ZM130 60H131V59H130ZM126 61H127V60H126ZM134 61H135V60H134ZM144 61H146V60H144ZM86 62H87V61H86ZM100 62H101V61H100ZM124 62H125V61H124ZM132 62H133V61H132ZM129 63H131V62H129ZM134 63H135V62H134ZM134 63H133V64H134ZM142 63H143V61H142ZM144 63H145V62H144ZM200 63H201V62H200ZM203 63H204V62H203ZM131 64H132V63H131ZM135 64H136V63H135ZM147 64H148V63H147ZM189 64H190V63H189ZM204 64H205V63H204ZM140 65H141V64H140ZM142 65H143V64H142ZM148 65H149V64H148ZM148 65H146V66H148ZM205 65H206V64H205ZM205 65H204V66H205ZM102 66H103V65H102ZM114 66H115V65H114ZM130 66H131V65H130ZM196 66H197V65H196ZM201 66H202V65H201ZM197 67H198V66H197ZM199 67H200V66H199ZM93 68H94V67H93ZM202 68H203V67H202ZM205 68H206V66H205ZM84 69H85V67H84ZM101 69H103V68H101ZM135 69H136V68H135ZM135 69L132 67V70H135ZM199 69H200V68H199ZM85 70H86V69H85ZM85 70H84V72H86ZM94 70H95V69H94ZM103 70H104V69H103ZM130 70H131V68H130ZM201 70L203 71V69H201ZM201 70H200V71H201ZM101 71H102V70H101ZM235 71H236V70H235ZM201 73H202V72H201ZM193 74H194V73H193ZM237 74H238V73H237ZM190 75H192L191 72H190ZM252 75H253V74H252ZM192 76H193V75H192ZM214 76H215V75H214ZM172 77H173V75H172ZM196 77H197V76L195 75V78H196ZM215 77H216V76H215ZM239 77H240V75H239ZM165 78H166V77H165ZM170 78H171V77H170ZM181 78H182V77H181ZM181 78H180V79H181ZM184 78H185V77H184ZM211 78H212V77H211ZM234 78H235V77H234ZM241 78H242V77H241ZM244 78H245V77H244ZM171 79H172V78H171ZM174 79H175V78H174ZM185 79H186V78H185ZM202 79H204V78H202ZM214 79H215V78H214ZM165 80H166V79H165ZM175 80H176V79H175ZM177 80H178V79H177ZM177 80H176V81H177ZM183 80H184V79H183ZM186 80H187V79H186ZM186 80H184V81H186ZM188 80H189V79H188ZM188 80H187V81H188ZM190 80H191V79H190ZM199 80H200V79H199ZM260 80H261V79H259V81H260ZM166 81H167V80H166ZM178 81H180V80H178ZM211 81H212V80H211ZM241 81H242V80H241ZM174 82H175V81H174ZM194 82H196V84H197V81H194ZM194 82H192V83H194ZM199 82H201V81H198V83H199ZM257 82H258V81L255 80L254 83H253L252 85H249V86H248L245 90H243L241 93H237V94H235L234 96H231V97H230V96L220 97V98H216L215 100L207 101V102H203V103H202V106H203L202 109H204V110H209V111H210V109H212V110H215V111H216V109H217V110L220 111V110L222 109L223 111H222V110L220 111L221 114H220V115H217V116H221V117L223 116L222 119H223V120H224V118H226V119H225L224 121L222 120L223 122H222V121H221V122H222V123H231L232 125H234L235 130H236L234 133H235L237 136H234L233 138L235 139V137H236L237 140H234V141H236L235 144H234V141L232 140V143H233L235 149H237V150L239 151V152H238L239 154H241L242 152H243V154L245 153V155H246L247 153H249L251 150H250L249 152L246 151L247 153L244 152V148H245V147H244V144H245V146H246L247 140L249 139V140H248V143H247L248 145H247V147H246V148H248V146H249V142H250V139L252 138V139H253L252 141H254V138H253V136H252V134H253L254 132L251 131V133H248V134H247L246 131L248 132L249 130H246V127H251V128L253 127V129H254V127H255V128H259V129L261 130V133H258V135H259V134H260V135L262 134V135H263L262 137L264 138V103H262V101H263L262 99L264 98V97H263L264 94H263V95L261 94L262 96H261V97L259 96L260 98H258V96H256V95L254 94L255 91H254L253 89H251L252 86H257V84L259 83V82H258V83H257ZM260 82H261V81H260ZM113 83H114V82H113ZM160 83H161V82H160ZM177 83H178V82H177ZM180 83H181V82H180ZM183 83H186V84H187V82H183ZM190 83H191V81H190ZM202 83H204V81H203ZM206 83H207V81H206ZM208 83H209V82H208ZM218 83H219V82H218ZM169 84H171V82H170ZM172 84H173V83H172ZM209 84H210V83H209ZM209 84H208V85H209ZM219 84H220V83H219ZM199 85H200V84H199ZM204 85H205V83H204ZM217 85H218V84H217ZM221 85H222V82H221ZM174 86H175V85H174ZM182 86H183V85H182ZM212 86L214 87V84H213ZM260 86H261V85H260ZM260 86H259V88H260ZM103 87H104V86H103ZM119 87H120V85H119ZM128 87H129V86H128ZM185 87H188V86H185ZM189 87H190V85H189ZM194 87H195V86H194ZM194 87H193V85H192V88L190 87V88L192 89V91L194 90V89H193ZM209 87H210V85H209ZM215 87H216V86H215ZM106 88H107V87H106ZM173 88H174V87H173ZM183 88H184V87H183ZM255 88H256V87H255ZM119 89H120V88H119ZM119 89H118V90H119ZM130 89H131V88H130ZM167 89H168V88H167ZM174 89H175V88H174ZM199 89H200V88H199ZM104 90H105V89H104ZM118 90H117V91H118ZM132 90H133V89H132ZM132 90H131V91H132ZM187 90H190V89L188 88ZM187 90L184 89V91H186V92H187ZM197 90H198V89H197ZM228 90H229V88H228ZM133 91H134V90H133ZM149 91H150V90H149ZM198 91H199V90H198ZM205 91H206V90H205ZM214 91H215V90H214ZM256 91H257V90H256ZM261 91H262V88H261ZM263 91H264V90H263ZM110 92H111V94H112V90H111ZM129 92H130V91H129ZM144 92H145V91H144ZM171 92H172V91H171ZM178 92H179V91H178ZM193 92H194V91H193ZM193 92H192V94H191V93H188V95H189V94H190L189 96L194 95ZM196 92H197V91H196ZM199 92H200V91H199ZM199 92H198V93H199ZM210 92H212V91H210ZM108 93H109V91H108ZM117 93H118V92H117ZM122 93H123V90H122ZM138 93H139V92H138ZM173 93H174V92H173ZM258 93H259V92H258ZM262 93H263V92H262ZM118 94H120V93H118ZM129 94H130V93H129ZM132 94H133V93H132ZM144 94H146V93H144ZM151 94H152V93H151ZM167 94H168V93H167ZM174 94H175V93H174ZM195 94H196V93H195ZM201 94H203V93H201ZM206 94H207V93H206ZM209 94H210V93H209ZM209 94H208V95H209ZM212 94H213V92H212ZM217 94H218V93H217ZM133 95H135V92H134ZM133 95H132L131 98H134V99H135V97H134ZM142 95H143V94H142ZM146 95H147L146 97H149L148 94H146ZM155 95H156V93H155ZM155 95H154V93H153V96H155ZM158 95H159V94H158ZM182 95H183V94L181 93L180 97H181ZM208 95H206V96H208ZM244 95H245L246 97H248V99H241V97L244 96ZM103 96H104V95H103ZM113 96H114V95H113ZM119 96H120V95H119ZM129 96H131V95H129ZM135 96H136V95H135ZM137 96H138V95H137ZM137 96H136V97H137ZM140 96H141V94H140ZM140 96H139V97H140ZM150 96H151V95H150ZM156 96H157V95H156ZM176 96L178 97L179 94H177ZM185 96H186V95H185ZM194 96H195V95H194ZM197 96H198V94H197ZM197 96H196V98H197ZM218 96H219V95H218ZM245 96H244V97H245ZM139 97H137V98H139ZM159 97H160V96H159ZM183 97H184V95H183ZM183 97H181V98H183ZM187 97H188V96H187ZM198 97H199V96H198ZM203 97H205V96H203ZM208 97H209V96H208ZM229 97H230V98H229ZM106 98H107V97H106ZM110 98H111V97H110ZM119 98H120V97H119ZM140 98H142V97H140ZM144 98H145V95H144ZM184 98H185V97H184ZM192 98H193V97H192ZM201 98H202V96H201ZM116 99H118V97H116ZM194 99H195V97H194ZM199 99H200V98H199ZM199 99H198V100H199ZM186 100H187V99H186ZM188 100H189V99H188ZM195 100H196V99H195ZM204 100H205V99H204ZM120 101H121V99H120ZM124 101H125V100H124ZM124 101H123V102H124ZM200 101H201V100H200ZM126 102H128V101H126ZM259 102H260V104H259ZM118 103H120V102H118ZM141 103H142V102H141ZM148 103H149V102H148ZM148 103H147V104H148ZM136 104H137V103H136ZM143 104H144V102H143ZM134 105H135V104H134ZM56 106H57V105H56ZM222 106H226V107H227V110H226L225 108H224V109H225V110H224ZM259 106L262 108L263 111H262V110H259ZM48 107H49V106H48ZM220 107H221V109H219ZM53 108H54V106H53ZM58 108H59V107H58ZM62 108H63V107H62ZM161 108H162V109H164V108L166 109V107H164V106L161 107ZM161 108H160V109H161ZM250 108H252V110H250ZM256 109H257V112H258V110L262 112V113L260 112L261 115L263 114V119H262L263 122L260 121L261 123L258 122V120H257V118H256L257 116H255V115L252 117L253 119L250 118V117H251V114H252V111H253V110L256 111ZM47 110H48V109H47ZM51 110H52V109H51ZM55 110H56V108H55ZM58 110H60V109H58ZM204 110H203V111H204ZM195 111H197V110H195ZM219 111H216V114H218ZM47 112H48V111H47ZM159 112H160V111H159ZM188 112H189V111L187 110V114H188L187 116H189V115L191 114V115L189 116V118L195 116L194 113H193V110H192V112H189V113H188ZM207 112H208V111H207ZM210 112H212V111H210ZM213 112H214V111H213ZM217 112H218V113H217ZM232 112H233V113H232ZM52 113H53V111H52ZM214 113H215V112H214ZM131 114H133V113H131ZM210 114H211V113H210ZM253 114H254V112H253ZM46 115H47V114H46ZM46 115H44V116L46 117ZM49 115H50V114H49ZM53 115H54V114H53ZM53 115H52V116H53ZM161 115H162V118L164 117L163 119H164V121L166 120V122H162V123H160V125H158V126L155 125L156 127H154V129H151L150 131H146V130H144V131H143V134H141L142 131H140V132L138 131V132L140 133V134H139V133L136 132V130H133V128H132L131 126H130V127H131L132 129L127 130V131H128V132H129V131H132V130L135 131L136 133H135V132H133V133H135V135H139L138 137L135 136V137H137V138H139L140 135H141V137H147L146 135H148V133L150 132L151 134L149 133V136H148V137L150 138V140H149V138H146V139H148V141H149V142H147V143L152 144V146L154 145L155 148H156V146H157L156 143L159 144V143L163 140V137H165V136L162 137V135L160 134L161 137H162V139H161L160 135L156 132V130H160V132L163 131L164 134L168 133V134H167L168 136H169V133H170V137H171L172 135L175 136L176 138H177V137H178V138L181 137V138H184V139H185V138L187 139L188 137H189V138L192 137V136H189V135H196L195 137H197V128H198V127L196 128L195 126H198V125H195L196 122L194 123V122L191 121V123H190L189 121H187L189 118H187V120H183V121H180V122L174 123L175 120L177 121V119H180L182 116L179 117V116H177V115H171V116H174L175 118H173V119H167V118L170 116V114H169V115L165 114L164 116H163V114H161ZM161 115H160V116H161ZM47 116H48V115H47ZM52 116H50V117L53 118ZM167 116H168V117H167ZM214 116H215V115H214ZM224 116H225V117H224ZM81 117H82V116H81ZM158 117H159V114H158ZM165 117H166V118H165ZM177 117H179V118H177ZM43 118H44V117H43ZM154 118H155V117H154ZM156 118H157V117H156ZM162 118H161V119H162ZM169 118H172V117H169ZM176 118H177V119H176ZM182 118H183V117H182ZM214 118H215V117H214ZM217 118H220V117H217ZM217 118H216V119H217ZM49 119H50V118H49ZM54 119H55V118H54ZM159 119H160V117H159ZM159 119H158V121H159ZM161 119H160V121H161ZM163 119H162V120H163ZM174 119H175V120H174ZM220 119H221V118H220ZM251 119L253 120V122H250V121H252ZM119 120H120V119H119ZM167 120H169V121H173V122H169V123H168ZM196 120H197V119H196ZM226 120H227V121H226ZM260 120H261V117H260ZM85 121H86V120H85ZM184 121H185V122H184ZM46 122H47V121H46ZM67 122H68V121H67ZM110 122H111V121H110ZM110 122H109V123H110ZM123 122H124V121H123ZM57 123H58V122H57ZM31 124H32V123H31ZM31 124H30V125H31ZM64 124H65V123H64ZM133 124H134V123H133ZM139 124H140V123H139ZM196 124H198V123H196ZM66 125H67V124H66ZM135 125H138V124H135ZM206 125H207V127H208L209 124H206ZM206 125L203 126V127H205V129L207 128ZM26 126H27V125H26ZM35 126H36V125H35ZM45 126H46V125H45ZM57 126H58V125H57ZM67 126H68V125H67ZM119 126H120V125H119ZM119 126L117 125L116 128L114 127V129H116L118 132H120L121 130L125 129L127 125H126L125 127H123V126H124V125H123V126L121 127V128H123V129H121ZM132 126H133V125H132ZM138 126H139V127H140V126L142 127L141 124L138 125ZM153 126H154V125H153ZM30 127H31V126H30ZM63 127H64V126H63ZM209 127H210L211 129H213V128L217 129L218 126H217V127L214 126L213 128H212V126H209ZM227 127H228V126H227ZM60 128H61V127H60ZM118 128L121 129V130L119 131ZM143 128H145L144 125H143ZM157 128H158V129H157ZM210 128H209V129H210ZM31 129H32V128H31ZM31 129H30V130H31ZM65 129H66V127H65ZM79 129H80V128H79ZM86 129H90V128H86ZM126 129H127V128H126ZM128 129H129V128H128ZM202 129H203V128H202ZM207 129H208V128H207ZM207 129H206V130H207ZM211 129H210V130H211ZM222 129L225 130L226 128H222ZM33 130H34V128H33ZM36 130H37V129H36ZM36 130H35V131H36ZM66 130H68V129H66ZM198 130H199V129H198ZM206 130H205V131H206ZM218 130H219V128H218ZM220 130H221V129H220ZM220 130H219V131H220ZM227 130H228V129H227ZM245 130H246V131H245ZM82 131H85V130L82 129ZM86 131H87V132H86V135H87V133H89V132H88V130H86ZM145 131H146V132H145ZM199 131H201V130H199ZM199 131H198V132H199ZM202 131H203V130H202ZM211 131H212V130H211ZM211 131H210V132H211ZM225 131H226V130H225ZM229 131H230V130H229ZM254 131L256 132L255 129H254ZM30 132H31V131H30ZM115 132H116V131H115ZM128 132H126V133L128 134ZM152 132H156V136H158L159 138H158V137L156 138V136H155V139H156V140H155V139L153 138L154 135H152ZM203 132H204V131H203ZM206 132H207V131H206ZM214 132H216V131H214ZM214 132H213V133H214ZM231 132H232V131H231ZM249 132H250V131H249ZM84 133H85V132H84ZM92 133H94V131H93V132L91 131V134H92ZM95 133H96V131H95ZM121 133H122V132H121ZM144 133H147V134L145 135ZM199 133H200V132H199ZM216 133H217V132H216ZM222 133H224V132H222ZM227 133H228V132H227ZM12 134H13V133H12ZM33 134H34V133H33ZM80 134H81V133H80ZM91 134H90V136H92ZM99 134H100V133H99ZM153 134H154V133H153ZM157 134H158V135H157ZM220 134H221V133H220ZM220 134H219V135H220ZM225 134H226V132H225ZM82 135H83V134H82ZM96 135H97V133H96ZM100 135H101V134H100ZM143 135H145V136H143ZM150 135H151V136H150ZM167 135H166V136H167ZM176 135H179V136H176ZM216 135H217V134H216ZM253 135L255 136V133H254ZM14 136H15V135H14ZM16 136H17V133H16ZM22 136H23V135H22ZM71 136H72V135H71ZM87 136H88V135H87ZM87 136H86V137H87ZM94 136H95V134L91 137V139H92L91 142L94 141V142L96 143L97 140H98V138H99L100 136H99V137H98V135L95 136V137H94ZM186 136H188V137H186ZM198 136H199V135H198ZM221 136H222V135H221ZM242 136H243V137H242ZM248 136H250V137H248ZM251 136H252V137H251ZM58 137H59V136H58ZM82 137H83V136H82ZM82 137H81V138H82ZM88 137H89V136H88ZM88 137H87V138H88ZM128 137H129V135H128ZM131 137H134V134H133V135L131 134ZM151 137H152V138H151ZM175 137H174V138H175ZM193 137H194V136H193ZM211 137H212V136H210V138H211ZM213 137H214V136H213ZM218 137H219V136H218ZM225 137H226V136H225ZM225 137H224V140H226ZM229 137H230V136H229ZM229 137H228V138H229ZM231 137H232V136H231ZM239 137H242L243 139H242V138L239 139ZM256 137H257V136H256ZM36 138H37V137H36ZM39 138H40V137H39ZM39 138H38V139H39ZM49 138H50V137H49ZM69 138H70V137H68V139H69ZM83 138L85 139V137H83ZM87 138H86V139H87ZM93 138H94V139H93ZM174 138H173V137L169 138V139H172L173 142L170 141V143H169L168 141H166V140H165V141L168 142L167 144H168L169 146H172L171 142H172L173 145H174V140L176 139V138H175V139H174ZM210 138H209V139H210ZM221 138H222V137H221ZM221 138H220V139H221ZM244 138H245V139H244ZM259 138H260V136H259ZM64 139H65V138H64ZM78 139H79V137H78ZM106 139H107V138H106ZM131 139H132V138H131ZM144 139H145V138H144ZM146 139H145V140H146ZM159 139H161V141H160ZM164 139H165V138H164ZM194 139H195V138H194ZM246 139H247V140H246ZM7 140H8V139H7ZM17 140H18V139H17ZM73 140H76V139H73ZM80 140H81V139H80ZM89 140H90V138H89ZM89 140H88V141H89ZM101 140H102V137H101ZM109 140H110V139H109ZM179 140H180V139H179ZM187 140H188V139H187ZM214 140H215V139H214ZM217 140H218V139H217ZM244 140H246L245 143H243ZM8 141H9V140H8ZM57 141H58V140H57ZM61 141H62V140H61ZM61 141H60V142H61ZM71 141H72V140L70 139V142H71ZM77 141H78V140H77ZM84 141H85V140H84ZM86 141H87V140H86ZM105 141H106V140H105ZM105 141H104V143H105ZM139 141L142 143L143 140L140 139ZM151 141H152V142H151ZM153 141H154L155 143H154ZM159 141H160V142H159ZM189 141H192V142H191V143L188 142V144H191V146H192L193 148H197V145L201 144L202 139H201V141H200V138H199V139L197 138V139H195V140H191V139H190ZM208 141H210V140H208ZM218 141H219V143H220L221 145H223L222 143L225 142V141L222 142V140H221V141L218 140ZM227 141H228V140H227ZM229 141L231 142V139H229ZM229 141H228V142H229ZM258 141H260V139H258ZM261 141H262V138H261ZM263 141H264V140H263ZM263 141L261 142L260 145H262ZM60 142H59V143H60ZM68 142H69V141H68ZM79 142H80V141H79ZM79 142H78V143H79ZM82 142H83V141H82ZM109 142H110V141H109ZM202 142H203V141H202ZM212 142H214V141L212 140ZM212 142H211V143H212ZM221 142H222V143H221ZM5 143H6V141H5V139H4L3 144H5ZM52 143H53V141H52ZM52 143H51V144H52ZM63 143H65V141H64ZM73 143H74V142H73ZM92 143H93V142H92ZM95 143H93V144L96 146L97 143H96V144H95ZM104 143H103V144H104ZM107 143H108V142H107ZM145 143H146V142H145ZM147 143H146V145H147ZM225 143H226V142H225ZM225 143H224V144H225ZM232 143H230V144H232ZM251 143H252V142H251ZM259 143H260V142H259ZM68 144H69V143H68ZM76 144H77V143H76ZM76 144H75V145H76ZM84 144H85V142H84ZM84 144H83V145H84ZM93 144H92V145H93ZM108 144H109V143H108ZM142 144H144V142H143ZM149 144H148V147H150ZM167 144H166V145H167ZM170 144H171V145H170ZM177 144H178V143H177V141H176V142H175V145H177ZM217 144H218V143H217ZM220 144H219V145H220ZM226 144H227V143H226ZM228 144H229V143H228ZM230 144H229V145H230ZM253 144H256V143L253 142ZM59 145H62V144H59ZM63 145H64V144H63ZM71 145H74V144H71ZM77 145H78V144H77ZM81 145H82V144H81V142H80V146H81ZM85 145H86V144H85ZM85 145H84V146H85ZM92 145H91V147L94 146V145H93V146H92ZM97 145H98V144H97ZM101 145H102V142H101ZM104 145L108 147V145H106V144H104ZM168 145H167V147H168V148H167L166 146L163 147V144H162V147H160L161 144H159V147H160L159 150L161 149V150H160V151H161V154H162V151H163L164 153L166 152V153L164 154V156H166V155L170 156V155H172L173 153L175 154V152H178L177 155L175 154L176 156H175V155H174V156L172 155L173 157L170 156V157H172V160H173L174 158H176V160L174 159L173 162H172V160L168 159V157L166 156V158H156V157H154V159H156V160L154 161V160H152L150 157H148V159L151 160V162H152V161L156 162V163H155V165H156V169H155V170H154V167H155L154 164L152 163V164H153V166H152V164H151L150 162H148L147 159H146V160H147L148 163L151 164V165H150V164H149V165L152 166V168H153L152 170H153L154 172H155L156 170H158V169L161 167V168L157 171V173H155V174H158V179H160V180L162 179L161 182H163L164 185H165V183H166V185H167V183H169V187H170V186H172V185L175 184V183L173 184L174 179H176L174 175H176L177 172H178L179 170L181 171V169L184 168V165H181V164L175 162V161H177V160H178V161L180 160L179 158H177V156L180 155L182 151H183L184 153H186L185 151H187V150L185 149V151H184L183 148H182L183 150H182V149H179V147L181 148V144L179 145V147L177 146V148H176V147H175V148H172V147H169ZM183 145H184V144H183ZM219 145H218V146H219ZM260 145H258V146H260ZM9 146H10V145H9ZM49 146H50V143H49ZM53 146H54V145H53ZM95 146H94V147H95ZM102 146H103V145H102ZM102 146H101V147H102ZM105 146H103V147H104L106 150L104 149L103 152L105 151L106 153L112 154V153L109 152L110 150L107 149ZM109 146L112 147V145H110V144H109ZM224 146H226V145H223V147H224ZM253 146H254V145H253ZM262 146H264V144H263ZM262 146H261V147H256V148H258V149H256L255 146H254L255 151L257 152V153H256L257 155L255 156V155L253 154L255 157H253V156H252V157H253V160H254V158H255V159L258 158L259 161L262 160L261 163L264 164V163H263V162H264V161H263V159H264V157H263V156H264V151H263V150H264V149H263ZM75 147H78V146H75ZM82 147H83V146H82ZM91 147H90V148H91ZM94 147L92 148L93 150H92V149L89 150V148H88V152L90 151L89 153H90L91 156H90V155H86V154H84V155L82 156V155L80 154L81 152H80V153H79V152H78V153L76 152V153L79 154V155H81L82 157H84V156L86 155V156H90L91 159L94 158V159L96 160L98 157H101V156L103 155V154L101 153L102 151H101V150L99 151V149H102L103 147L101 148V147L99 146V149H98L99 152L96 151L97 149H95ZM226 147H227V146H226ZM230 147H231V146H230ZM232 147H233V146H232ZM234 147H233V148H234ZM251 147H252V146H251ZM54 148H55V146H54ZM56 148H57V147H56ZM59 148H60V146H59ZM62 148H63V147H62ZM80 148H81V147H80ZM86 148H87V147H86ZM96 148H97V147H96ZM162 148H163V149H162ZM188 148H189V147H188ZM188 148H187V149H188ZM252 148H253V147H252ZM252 148H251V149H252ZM259 148H260V151L262 150V152L259 151ZM261 148H262V149H261ZM11 149H12V148H11ZM26 149H28V148H26ZM73 149H74V148H73ZM122 149H123V148H122ZM142 149H143V147H142ZM152 149H153V148H152ZM164 149H165V150H164ZM175 149H176V150H175ZM230 149H232V148H230ZM50 150H51V149H50ZM55 150H56V149H55ZM55 150H54V151H55ZM82 150H83V148H82ZM82 150H80V151H82ZM107 150H108V152H107ZM132 150H134V149H132ZM156 150H158V149H155V151H156ZM159 150H158L157 152H159ZM177 150H180V151L182 150V151L179 152V151H177ZM190 150H191V148H190ZM245 150H246V149H245ZM12 151H13V150H12ZM29 151H30V150H29ZM52 151H53V150H52ZM76 151H77V150H76ZM84 151H85V150H84ZM86 151H87V150H86ZM95 151H96V152H95ZM193 151H195V150H193ZM193 151H192L193 154H196V153H197V152L194 153ZM240 151H241V152H240ZM258 151H259L260 153H259ZM13 152H14V151H13ZM21 152H23V151H21ZM55 152H56V151H55ZM55 152H54V153H55ZM91 152H92L93 154H94V153H98L99 156H98V154H97V155H96V154L93 155ZM105 152H104V154H105ZM112 152H113V151H112ZM183 152H182L181 156L183 155V157H184V156H185V157H184V159L181 158V161H182V162L186 159V155L188 154V153H187L186 155H184ZM187 152H188V151H187ZM52 153H53V152H52ZM89 153H88V154H89ZM100 153H101V155H100ZM125 153H126V150H125ZM167 153H169V154H167ZM170 153H171V154H170ZM179 153H180V154H179ZM238 153H236V154H238ZM13 154H15V153H13ZM18 154H19V152H18ZM70 154H71V153H70ZM72 154L74 155L75 152L73 153V151H72ZM109 154H108L107 157H106V155H104V156L108 159ZM113 154H114V153H113ZM128 154H131V153H128ZM156 154H157V153H156ZM159 154H160V153H159ZM239 154H238V155H239ZM243 154H241V157H242ZM64 155H65V154H64ZM68 155H69V154H68ZM132 155H133V154H132ZM249 155H250V154H249ZM94 156H95V157H94ZM97 156H98V157H97ZM104 156H102L101 159L99 158V159L96 160V161L93 159V160L95 161L96 166L98 165L99 162L102 163V164H100V170H99L98 167H97V168L95 167V168H96L97 170H99V171H102L101 168H103V169H105L106 167H107L108 169L111 168V167L109 166V160H111V162H112V159H114V158H116V160H117V156H116V154H114L113 156L110 155L109 160L105 159ZM114 156H115V157H114ZM181 156H180V157H181ZM66 157H68V156H66ZM69 157H70V156H69ZM75 157H76V156H75ZM90 157H89V158H90ZM92 157H93V158H92ZM111 157H112V158H111ZM113 157H114V158H113ZM137 157H138V156H137ZM139 157H140V156H139ZM146 157H147V156H146ZM170 157H169V158H170ZM188 157H189V156H188ZM188 157H187V158H188ZM249 157H250V156H249ZM262 157H263V158H262ZM103 158H104V159H103ZM124 158H125V157H124ZM133 158H134V157H133ZM201 158H202V157H201ZM201 158H199V159H201ZM203 158H204V156H203ZM233 158H234V157H233ZM237 158H238V156L236 157V160H235V159H234V160L232 159V160L234 161V162L232 161V162H233V163H232L233 165L231 164V166H230V167H232V170H231V169L229 170V171H231V172H232V171H233V172H236V173H237V176H236L235 179H234V175H233V176L231 175V177L233 178L232 181H231V179H230L231 177H230L229 175L226 176V177H228V179H230V180H228V181L233 182V183H232L233 188H231L232 186H229V187H230L232 190L235 189V191H234V190L231 191L230 188H229L230 192H225V190H226V188H227V185H228V184L231 185V183H228V184H227L226 182H224V186H225V188L223 189L224 186L222 187V189H221V190H222V193H219V192L216 191V192H217V195L220 194V196H218L219 199H217V200H216V199H214V200L212 199V200L214 201V202L212 201V202H213L212 204L210 203V201L207 200V202H209L210 205H209V203L206 202L208 205L206 204V206L204 207V209H201L202 212L200 211V212L198 213L199 216L196 217V219H198L196 222H198V223L195 222L194 229L191 227V228L193 229V231H191V233H190L189 231L187 232L186 229L182 231V228H183L182 225H183V224L181 225V223H180V225L178 226V228L176 227L177 229H175V231H174L173 233H172V230H171V231H170V232H171L170 235L168 234L167 237H166V238L168 239V237L170 236L169 239H171V236L174 235V236L172 237L173 239H174V237H175V238L178 237L179 240L182 238V239L179 241V242H181V241L183 240V241L180 243V245H181V244H183L186 240H188L191 236H192V237H191L192 240H193V239L195 240V239L197 238V236L199 235V233L202 234V232H204V231H203L204 229L208 232V230H211V229L213 228L215 231H214V232H210V231H209V232H210V235H211V233H213V234L215 233V235H216L217 238L220 236L219 238H220V241H221V243H222V246H221V244L219 245V247H220V248H219V251L217 250L218 252H213V251H216V250H212V249H211V248H214V247H216V246H217V248H218V244H219L220 242H218L217 239H216V241L218 242L217 244H215L216 246H214V244H213V245L211 244V246H213V247H210V246H209L210 249H209L208 252L205 251L206 253H204V254L201 253V254H200V252H202V251H204V250H200V249H196V248H195V247H196L195 245L199 242V239H198V242H195L194 244H190V245H189V246H191V247L188 248V250L186 249L187 247H185L186 252H187V255H188V256H187V255H185V253H184V256H187L186 259H185L184 256L182 255L183 253H182L181 251H179L178 253L176 252L177 254L173 253L171 256H168V257H167V256H164V257H167V259H164V260H166V261H165L166 263H169V262H167V261L174 260L175 256L177 255V256H178L177 258H179V260L181 261V263H182V262L184 263V261L187 260L188 264H190V263L195 264L194 262H196V264H197V262H198L197 260H199V259L201 260V258H202V260H203V259L207 258V256H208V258H207V259H208L207 263L205 262L206 260L203 261V262L206 263V264H235L236 262L233 263L232 259L229 257V255L231 256L232 254H229V253H232V251H233V252L238 251L237 248L234 249V247H236V246L238 247V245H235L236 243L239 244V247L241 246V244L245 246V247H241V248H245L244 250L247 251V255L244 253V252H245V251H244L243 253H244L245 255L243 254V255H241L240 257H236V256H234V260L236 259L235 261H238V260H237V258H238L239 260L241 259L243 263H245L247 260L250 259V257L252 258V256L249 257V255L251 254V255H253V259H254L255 261H253V259H251L252 262H251V260H249V261H248L249 263H250V262H251V263H253V262L255 263V262H256L255 264H259V260H258V259H260V258H261V262H260V264L264 262V260H263V259H264V196H263V195H264V192L262 191V194H260L261 190L259 189V188H260V186H259L258 189L260 190V192H259V191H258V192H259V194L261 195V198L259 197L260 200H259V198H258L259 201H257V202H260V203H258V205H259V204H260V205H259V206L257 205L258 208H257V207L255 208V206L252 205V204H254V203H252V204H251V208L248 207V206H246L247 204H244V208L242 209V207H243L242 204H243V202L245 203V201H243V202H242V200L240 201V199H241L242 197L240 198V195H239V194H240V191H241V192L243 193V195H244L245 192H243V190H245V188H248L249 186H248V187H244V184H243V183H244V181L247 180V179L244 178V179H245V180H244V179H243V176H242V178L239 177V176H241V175H245L244 177H247V176L249 175V174H248V171H249V170H248V168L245 167L246 164H245V165H244V163L241 164L242 162H245V161H246L245 159H248V158H247L246 156H245V159H243V160H241V159L238 158V159L241 161V163H239V162L237 161ZM250 158H251V157H250ZM69 159H70V158H69ZM81 159H82V158H81ZM127 159L129 160V158H127ZM199 159H197V161H199ZM205 159H206V158H205ZM260 159H261V160H260ZM84 160H85V159H84ZM100 160H101V161H100ZM102 160H103V161H102ZM104 160H107V161H105V163H108V166H107V164L104 163ZM133 160H134V159H133ZM201 160H202V159H201ZM201 160H200V161H201ZM253 160L251 159L250 162L253 161ZM61 161H62V158H61ZM67 161H68V160H67ZM72 161H73V160H72ZM75 161H76V160H75ZM85 161H87L86 163H88V160H85ZM85 161H84V162H85ZM114 161H115V160H114ZM126 161H127V160H126ZM158 161H159L160 163H159ZM181 161H179V162H181ZM248 161H249V159H248ZM254 161H256V160H254ZM254 161H253V162H254ZM259 161H257V162L259 163ZM47 162H48V161H47ZM96 162H97V163H96ZM111 162H110V163H111ZM123 162H124V160H123ZM127 162H128V161H127ZM127 162H126V163H127ZM134 162H135V161H134ZM182 162H181V163H182ZM185 162H186V161H185ZM189 162H190V161H189ZM202 162H204V159L202 160ZM253 162H252V163H253ZM89 163H90V162H89ZM91 163H93V162H91ZM113 163L116 164V161L113 162ZM128 163H129V162H128ZM131 163H132V162H131ZM142 163H143V162H142ZM142 163H141V164H142ZM183 163H184V162H183ZM186 163H187V162H186ZM206 163H208V162H206ZM246 163H247V162H246ZM255 163H256V162H255ZM48 164H49V162L47 163V165H48ZM104 164H105L106 167H104ZM111 164H112V163H111ZM124 164H125V163H124ZM159 164H161L162 166L159 165ZM189 164H190V163H189ZM197 164H198V163H197ZM47 165H46V166H47ZM89 165H90V164H89ZM91 165H92V164H91ZM101 165H103V167H102ZM130 165H132V164H130ZM157 165H159L160 167L157 166ZM247 165H248V164H247ZM250 165H251V164H250ZM254 165L256 166V164H254ZM259 165H261V164H258V165H257V166L259 167V169H260L261 167H260ZM49 166H50V168L52 167L51 165H49ZM92 166H93V165H92ZM94 166H95V165H94ZM114 166H115V165H114ZM126 166H127V165H126ZM141 166H142V165H141ZM204 166H205V164H204ZM208 166H209V164H208ZM211 166H212V165H211ZM248 166H249V165H248ZM248 166H247V167H248ZM262 166H264V165H262ZM130 167H131V166H130ZM142 167L144 168V166H142ZM142 167L139 169V173H141L140 171H142V172L144 171L145 173H147V171H145V169L143 170ZM148 167H149V166H148ZM198 167H199V166H198ZM198 167H197V168H198ZM205 167H206V166H205ZM205 167H203V165H201V168H200L201 170L197 169L198 171H201V173H199V172H198V173H199V174H203V173H204L205 176H206V175L210 176V175H209L210 173L208 174V172L205 170ZM209 167H210V166H209ZM214 167H215V166H214ZM52 168H54V167H52ZM66 168H67V167H66ZM80 168H82V167H80ZM83 168H85V166H84ZM87 168H88V167H86V169H87ZM107 168L105 169V170H106L105 172H107V170H108ZM112 168H113V167H112ZM112 168H111V169H112ZM256 168H257V167H256ZM262 168H263V169H262ZM262 168L260 169V171H261V170L264 171V167H262ZM20 169H21V168H20ZM64 169H65V168H64ZM90 169H92V168L90 167ZM90 169H89V172H90ZM208 169H209V168H208ZM249 169H250V168H249ZM21 170H22V169H21ZM21 170H20V171H21ZM23 170H24V169H23ZM23 170H22V171H23ZM65 170H66V169H65ZM112 170H113V169H112ZM127 170H128V168L126 169V171H127ZM129 170H130V169H129ZM183 170H184V169H183ZM195 170H196V169H195ZM211 170H212V169H211ZM222 170H223V171H222ZM226 170H228V168H226ZM256 170H257V169H256ZM20 171H19V172H20ZM30 171H31V170H30ZM82 171H83V170H82ZM92 171H93V170H92ZM116 171H118V170H116ZM134 171H135V170H134ZM134 171L131 169L130 174H131V173L134 174V173H133ZM180 171H179V172H180ZM204 171H206L207 173H205ZM209 171H210V170H209ZM212 171H213V170H212ZM218 171H220V170L218 169ZM224 171H225V169H221L222 174L225 175V172H226V171H225V172H224ZM254 171H255V170H254ZM254 171H253V173H254ZM263 171H261L262 174L264 173ZM28 172H29V170H28ZM66 172H67V171H66ZM103 172H104V170L102 171V173H103ZM105 172H104V174H105ZM108 172H109V170H108ZM108 172L106 173V175L110 174V172H109V173H108ZM194 172H195V171H194ZM251 172H252V170L250 169L249 173H251ZM258 172H259V170H258ZM22 173L24 174L25 172H22ZM31 173H32V172H31ZM85 173L87 174V171H86ZM145 173H143L142 176H144V175L146 176L149 172H148L147 174H145ZM166 173H170V174H167V176H166V175L164 176V174H166ZM173 173H174V174H173ZM187 173H188V172H187ZM195 173H196V172H195ZM214 173H215V172H214ZM214 173H212V174L214 175ZM216 173H217V174H215V175H218V172H216ZM255 173H257V172H255ZM259 173H260V172H259ZM261 173H260V174H261ZM72 174H73V173H72ZM77 174H78V173H77ZM88 174H89V173H88ZM99 174L104 176V174H101V173H99ZM127 174H128V173H127ZM130 174H129V176H130ZM132 174H131V176H132ZM141 174H142V173H141ZM141 174H140V175H141ZM183 174H184V173H183ZM251 174H252V173H251ZM251 174H250V175H251ZM260 174H259V175H260ZM262 174H261V175H262ZM17 175H18V174H17ZM19 175H21V174H19ZM97 175H98V174H97ZM106 175H105V176H106ZM140 175H139V176H140ZM170 175H171V177H170ZM172 175H173V177H174L173 181H171V179L173 178ZM188 175H189V174H188ZM195 175H196V174H195ZM215 175H214V176H215ZM220 175H221V174H219L218 176L221 177ZM246 175H247V176H246ZM21 176H22V175H21ZM25 176H26V175H25ZM69 176H70V175H69ZM81 176H82V175H81ZM98 176H99V175H98ZM103 176H100V177H103ZM105 176H104V177H105ZM139 176H138L139 180H142L141 176H140V177H139ZM145 176H144V177H145ZM149 176H150V173H149L148 177H149ZM154 176H155V175H154ZM168 176H169V177H168ZM196 176H197V175H196ZM208 176H207V177H208ZM257 176H258V174H257ZM70 177H71V176H70ZM96 177H97V176H96ZM96 177H95V178H96ZM100 177H98V178H99L100 180H103V181H104L105 178H106L107 176H106L105 178H103V179H101ZM112 177H113V176H112ZM133 177H134V176H133ZM133 177H131V178H133ZM144 177H143V179H145V180L147 181V179H146L147 177H146V178H144ZM151 177H152V176H150L148 180H150V181L153 180V178H151ZM156 177H157V175H156ZM160 177H161V178H160ZM166 177H168V178L166 179ZM176 177H177V176H176ZM189 177H190V176H189ZM200 177H201V176H200ZM222 177H223V176H222ZM226 177H225V180L227 179ZM249 177H250V179H251V176H249ZM252 177H254L253 174H252ZM7 178H8V177H7ZM18 178H19V177H18ZM81 178H82V177H81ZM85 178H86V176H85ZM98 178H97V179H98ZM107 178H108V177H107ZM134 178H135V177H134ZM170 178H171V179H170ZM190 178H191V177H190ZM201 178H202V177H201ZM210 178H211V176H210ZM212 178H213V177H212ZM247 178H248V177H247ZM262 178H264V174L262 175ZM23 179H24V177H23ZM35 179H36V178H35ZM37 179H38V178H37ZM99 179H98V180H99ZM110 179H111V177H110ZM110 179H109V180H110ZM128 179H129V178H128ZM156 179H157V178H156ZM216 179H217V178H216ZM218 179H219V178H218ZM220 179H221V178H220ZM248 179H249V178H248ZM252 179H253V178H252ZM260 179H261V178H260ZM260 179H259V180H260ZM89 180H90V178H89ZM100 180L97 181V184L94 183V182L96 181V180H95V181L93 182L94 184H93L91 187L94 189L95 186H96L98 189H101V184H98V183L100 182ZM106 180H107V179H106ZM106 180H105V181H106ZM129 180H132V179H129ZM201 180H202V179H201ZM207 180H208V179H207ZM211 180H212V179H211ZM259 180L257 179V181H259ZM24 181H25V180H24ZM133 181H134V180H133ZM133 181H132V182H133ZM176 181H177V180H176ZM187 181H188V180H187ZM252 181H253V180H252ZM261 181H262V180H261ZM32 182H33V181H32ZM124 182H125V181H124ZM126 182H129V181H126ZM144 182H145V181H144ZM147 182H148V181H147ZM154 182H155V180H154ZM248 182H249V181H248ZM250 182H251V180H250ZM37 183H38V182H37ZM100 183H103V182H100ZM117 183H118V182H117ZM122 183H123V181H122ZM129 183H130V182H129ZM129 183H126V184L130 185L131 183H130V184H129ZM221 183H223V182H221ZM225 183H226V185H225ZM240 183H241V184L243 185V187H244L243 190H242V188L239 189V185H240ZM245 183H247V182H245ZM70 184H71V183H70ZM106 184H107V183H106ZM108 184H110V183H108ZM119 184H120V182H119ZM137 184H138V182H137ZM148 184H151V183H148ZM171 184H172V185H171ZM249 184H250V183H249ZM11 185H12V184H11ZM97 185H98L100 188H99ZM116 185H117V184H116ZM122 185H123V184H122ZM124 185H125V183H124ZM132 185H133V184H132ZM146 185H147V184H146ZM156 185H157V184H156ZM164 185H162L163 188L161 187L162 190L160 189L159 193L157 192L158 195H156L157 193L154 194V195H153V194H150V195H152V196L149 195L151 198L148 199V197H147V202L145 201L146 203H144V204H145L144 207L141 206V207L143 208V213H146L144 217L147 216V218H148V217L153 218V217L156 216V218H157V217L159 218V221H161L162 219H163L162 221H164L165 217H166V221H167V217H168V219H169V215H168L167 212H168L170 209L168 210V209L166 208V206H164V203H165V205H167V207L169 206V207L171 208V205L167 204V203H168V202H167V198L170 199V197H169V196H168L167 198L165 197V194H166V196H167V195H168V192H166L165 194L161 192V191H166V190L164 189ZM14 186H15V185H14ZM109 186H110V185H109ZM152 186H154V185H152ZM218 186H219V185H218ZM220 186H221V184H220ZM261 186H262L261 189L264 190V185L262 184ZM65 187H66V186H65ZM117 187H118V185H117ZM137 187H138V186H137ZM209 187H211V185H209ZM209 187H208V188H209ZM214 187H215V186H214ZM240 187H241V186H240ZM251 187H252V186H251ZM257 187H258V186H257ZM7 188H8V187H7ZM15 188H16V187H15ZM97 188H95L94 190L96 191ZM154 188H155V187H154ZM154 188H153V189H154ZM158 188H159V186H158ZM170 188H171V187H170ZM170 188H167V189H170ZM211 188H212V187H211ZM8 189H9V188H8ZM35 189H36V188H35ZM93 189H92V190H93ZM98 189H97L96 192H94V193H95L94 195L96 196V198H98V197H99L98 195H100V192H102V191H99ZM117 189H118V188H117ZM130 189H131V188H130ZM133 189H134V188H133ZM150 189L152 190V188H150ZM178 189H179V188H178ZM199 189H200V188H199ZM203 189H204V188H203ZM215 189H217V188H215ZM218 189H219V188H218ZM248 189H249V188H248ZM250 189H251V188H250ZM256 189H257V188H256ZM0 190H1V189H0ZM36 190H37V189H36ZM94 190H93V191H94ZM108 190H109V189H108ZM131 190H132V189H131ZM158 190H159V189H158ZM179 190H181V189H179ZM223 190H224V192H223ZM227 190H228V189H227ZM229 190H228V191H229ZM251 190H252V189H251ZM251 190H250V191H251ZM253 190H254V189H253ZM13 191H14V190H13ZM13 191H12V192H13ZM15 191H16V190H15ZM77 191H78V190H77ZM98 191H99V192H98ZM105 191H106V190H105ZM135 191H136L135 193H136L137 196H138V193H139V192L137 191V189H136ZM170 191H171V189H170ZM173 191H174V189H173V186H172V191H171V193H172ZM218 191H219V190H218ZM245 191H246V190H245ZM255 191H256V190H255ZM255 191H254V192H255ZM74 192H75V191H74ZM81 192H82V191H81ZM97 192H98V195H96ZM103 192H104V191H103ZM103 192H102V193H103ZM109 192H110V191H109ZM120 192H121V191H120ZM137 192H138V193H137ZM153 192H154V191H153ZM160 192H161V195H160ZM238 192H239V194H238ZM149 193H150V192H149ZM151 193H152V192H151ZM154 193H155V192H154ZM169 193H170V192H169ZM174 193H175V192H174ZM193 193H194V192H193ZM204 193H205V192H204ZM218 193H219V194H218ZM242 193H241V194H242ZM252 193H253V192H252ZM2 194H3V193H2ZM40 194H41V193H40ZM73 194H74V193H73ZM80 194H81V193H80ZM83 194H84V193H83ZM83 194H82V195H83ZM104 194H105V193H104ZM107 194H108V193H107ZM130 194H131V193L128 194L129 197L131 196ZM133 194H134V193H133ZM140 194H141V193H140ZM147 194H148V193H147ZM246 194H247V193H246ZM248 194H250V193H248ZM63 195H64V192H63ZM105 195H106V194H105ZM163 195H164L165 198L163 197ZM171 195H172V194H171ZM174 195H175V194H174ZM176 195H177V193H176ZM178 195H179V194H178ZM178 195H177V196H178ZM202 195H203V194H202ZM213 195H216V193L213 194ZM217 195H216V196H217ZM251 195H252V194H251ZM253 195H254V193H253ZM253 195H252L251 197H253ZM255 195H256V193H255ZM260 195L257 194V196H260ZM84 196H85V195H84ZM97 196H98V197H97ZM109 196H110V194H109ZM109 196H108V197H109ZM118 196H119V195H118ZM134 196H135V194H134ZM161 196H162V197H161ZM204 196H205V195H204ZM244 196H245V195H244ZM257 196H256V197H257ZM70 197H71V196H70ZM70 197H69V199H70ZM73 197H74V196H73ZM81 197H82V199H83V196H81ZM86 197H88V199H89V196L86 195ZM86 197H84V198H86ZM131 197H132V196H131ZM138 197H139V196H138ZM152 197H153V200H154V201L152 200ZM154 197H155V198H154ZM156 197H157V198H156ZM159 197H160V198H159ZM195 197H196V195H195ZM200 197H201V196H200ZM249 197H250V196H249ZM74 198H75V197H74ZM74 198H73V199H74ZM109 198H111V197H109ZM127 198H128V196H127ZM132 198H133V197H132ZM132 198H131V201H132ZM158 198H159V199H158ZM161 198H162V199L164 198V199H163L164 202L162 201ZM175 198H176V196H175ZM177 198H179V197H177ZM177 198H176V199H177ZM239 198H240V199H239ZM244 198H246V197H244ZM244 198H243V199H244ZM34 199H35V198H34ZM92 199H94V198L89 199V200H91L92 202H90V201H88V202H90V203L87 202V203H88V206H89V204H91L90 207H91L92 205H94L95 202H98V203H96L98 206L103 204V203L101 202V201H102V200H101L102 198H99L98 201H95V200H94V203H93V200H92ZM133 199H135V198H133ZM143 199H144V198H143ZM156 199H158L157 201H159V200L161 199L160 201H161L163 204L160 203V202H157ZM165 199H166V201H165ZM169 199H168V200H169ZM199 199H200V198H199ZM254 199H255V197H254ZM254 199H253V200H254ZM61 200H62V199H61ZM71 200H72V199H71ZM71 200H67V201L70 202ZM100 200H101V201H100ZM110 200H111V199H110ZM122 200H123V198H122ZM135 200H136V199H135ZM137 200H139V199H137ZM144 200H146V198H145ZM149 200H150V201L152 200L153 202L151 201V202L149 203ZM195 200H196V199H195ZM245 200H246V199H245ZM249 200H250V199H249ZM251 200H252V199H251ZM253 200L250 201V202H253ZM74 201H75V200H73L72 202L75 203ZM78 201H79V198H78ZM81 201H83L81 204H80L79 202H77V203H79V204L81 205V207H85V208L88 209V207H87V203H86L87 200L84 201V199H83V200H81ZM99 201H100L102 204H101V203L99 204ZM117 201H118V200H117ZM127 201H129V200H127ZM131 201H130V202H131ZM155 202H157V203H155ZM171 202H172V200H170V203H171ZM174 202H175V201H174ZM177 202H178V201H177ZM177 202H176V203H177ZM179 202H180V201H179ZM193 202H194V201H193ZM239 202H240V205H242V206L239 205ZM248 202H249V201H248ZM248 202H247V203H248ZM65 203H66V202H65ZM84 203H86V204H84ZM132 203H134V202H132ZM135 203H136V202H135ZM141 203H142V201H141ZM158 203H160V205H161V207H162L163 210L161 209V207H160V208L157 207V206H158ZM176 203H175V204H176ZM51 204H52V203H51ZM56 204H57V203H56ZM75 204H76V203H75ZM82 204H83V205H86V206H83ZM104 204L106 205V203H104ZM142 204H143V203H142ZM203 204H204V203H203ZM249 204H250V203H248V205H249ZM65 205H66V204H65ZM97 205H96V207H97ZM108 205H110V204H108ZM112 205H113V204H112ZM129 205H130V204H128V207H129ZM160 205H159V206H160ZM162 205H163L164 207H163ZM178 205H179V204H178ZM178 205H177V206H178ZM197 205H198V204H197ZM200 205H201V204H200ZM48 206H49V205H48ZM60 206H61V205H60ZM69 206H70V205H69ZM71 206H72V205H71ZM71 206L69 207V209L72 208ZM94 206H95V205H94ZM103 206H104V205H103ZM126 206H127V205H126ZM132 206H133V205H132ZM149 206H150V207H149ZM173 206H176V205H173ZM201 206H202V205H201ZM245 206H246V207H245ZM252 206H253V207H252ZM54 207H55V206H54ZM61 207L63 208V206H61ZM100 207H101V206H100ZM106 207H107V206H106ZM111 207H112V206H111ZM169 207H168V208H169ZM181 207H182V206H181ZM239 207H240V208H239ZM52 208H53V207H52ZM52 208H51V209H52ZM55 208H56V207H55ZM67 208H68V207H67ZM73 208H74V207H73ZM73 208H72V209H73ZM75 208H76V206H75ZM77 208H78V207H77ZM92 208H93V206H92ZM98 208H99V207H98ZM125 208H127V207H125ZM135 208H136V207H135ZM142 208H141V209H142ZM158 208H159V209H158ZM177 208H179V207H177ZM184 208H185V207H184ZM48 209H50V208H48ZM53 209H54V208H53ZM53 209H52V214L55 213V211H56V209H55V210H53ZM58 209H59V208H58ZM58 209H57V210H58ZM78 209H79V208H78ZM78 209H77V211L79 212L80 210H78ZM81 209H82V208H81ZM89 209H90V208H89ZM95 209H96V208H95ZM108 209H110V207H108ZM108 209H107V210H108ZM129 209H130V208H129ZM180 209H181V208H180ZM187 209H188V208H187ZM199 209H200V208H199ZM59 210H60V209H59ZM59 210H58V211H59ZM73 210H74V209H73ZM97 210H100V209H97ZM125 210H126V209H125ZM125 210H124V211H125ZM131 210H132V208H131ZM158 210H159L160 212H159ZM164 210H166V211H164ZM172 210H174V209H172ZM182 210H183V209H182ZM185 210H186V209H185ZM195 210H196V209H195ZM203 210H204V211H203ZM53 211H54V212H53ZM67 211H68V210H67ZM75 211H76V210H75ZM75 211H74V212H75ZM77 211H76V212H77ZM86 211H87V210H86ZM89 211H91V210H89ZM95 211H96V210H95ZM110 211H111V210H110ZM122 211H123V210H122ZM129 211H130V210H129ZM132 211H134V210H132ZM136 211H137V210H136ZM155 211H156V212H155ZM157 211H158L160 214H157ZM163 211L166 212L167 214L165 213L166 216L164 215L165 217H164V218L161 217V218H162V219H161L160 216L163 214ZM176 211H177V210H176ZM97 212H98V211H97ZM99 212H100V211H99ZM111 212H112V211H111ZM161 212H162V214H161ZM173 212H174V211H173ZM180 212H181V211H180ZM61 213H62V212H61ZM61 213H59L58 215H60ZM79 213H82L81 215L79 214V216H81V217H82V215H84V214H83V213H84L83 211H81V212H79ZM109 213H110V212H109ZM113 213H114V211H113ZM140 213H141V210H140ZM154 213L157 214V215H155ZM183 213H184V212H183ZM186 213H188V212H186ZM195 213H197V212H195ZM52 214H51V215H52ZM68 214H70V213H68ZM74 214H75V213H74ZM76 214H77V213H76ZM86 214H87V213H86ZM92 214H93V213H92ZM100 214H101V213H100ZM114 214H115V213H114ZM131 214L133 215V212H131ZM135 214H137V212H136ZM135 214H134V215H135ZM176 214H177V216H178V213H176ZM176 214H175V216H176ZM66 215H67V213H66ZM93 215H94V214H93ZM97 215H99V214H97ZM129 215H130V214H129ZM143 215H144V214H143ZM151 215H152V217H151ZM167 215H168V216H167ZM186 215H187V214H186ZM53 216H54V215H53ZM53 216H52V217H53ZM60 216H62V215H60ZM72 216H73V215H72ZM124 216H126V215H123V217H124ZM135 216H136V215H135ZM135 216H134V217H135ZM139 216H140V215H139ZM139 216H138V217H139ZM162 216H163V215H162ZM188 216H189V215H188ZM194 216H196V215H194ZM58 217H59V216H58ZM63 217H65V214H64ZM75 217H76V216H75ZM81 217H79V218L81 219ZM91 217H92V216H91ZM110 217H111V216H110ZM136 217H137V216H136ZM140 217H141V216H140ZM190 217H191V216H190ZM53 218H54V217H53ZM56 218H57V217H56ZM71 218H72V217H71ZM86 218H87V217H86ZM96 218H97V217H96ZM102 218H104V214H103V217H102ZM106 218H108V217H106ZM111 218H112V217H111ZM114 218H115V217H114ZM150 218H148L146 222L143 221V222H145V225H144V228H145V229H144V230H137V231L135 230L136 228L140 227L139 224H138L139 226H136V227H132V226H134V223H132V224H133L132 226L129 225V226H131V227L133 228V231H135V232L132 233L131 231H128V232H131L132 234H131V233H130V234H129V233L126 234L127 237H128V235H129V236H131V235L133 236V234H135V233H136L137 235H138V234L141 235L142 233H138V231H141V232H142V231H146V233H148V232H150V231H155V230H153V229H155V228H159V227H161L160 225L158 226V223H159V221H157L158 219L155 220V218H154V219H150ZM182 218H183V217H182ZM59 219H60V218H59ZM64 219H65V218H64ZM80 219H79V220H80ZM87 219H88V218H87ZM112 219H113V218H112ZM129 219H130V217H129ZM131 219H132V218H131ZM160 219H161V220H160ZM173 219H174V218H173ZM194 219H195V218H194ZM57 220H58V219H57ZM83 220H84V219H83ZM83 220H82V227H83V222H84ZM104 220H105V219H104ZM107 220H109V219H107ZM110 220H111V219H110ZM110 220H109V221H110ZM125 220H126V219H125ZM127 220H128V219H127ZM148 220H150V222H148ZM153 220H154V221H153ZM169 220H170V219H169ZM183 220H184V219H183ZM62 221H63V220H62ZM68 221H69V219H68ZM68 221H67V222H68ZM90 221H91V220H90ZM93 221H94V219H93ZM129 221H130V220H129ZM141 221H142V220H141ZM162 221H161V223H162ZM178 221H179V220H178ZM178 221H177V222H178ZM53 222H55V221L53 220ZM58 222H59V221H58ZM80 222H81V221H80ZM105 222H106V221H105ZM117 222H118V220H117ZM147 222H148V223L153 222V223L150 224L151 226L149 225L150 227H147V226H148V225H146ZM154 222H156L155 226H154ZM181 222H182V221H181ZM86 223H88L87 220H86ZM91 223H92V222H91ZM137 223H138V222H137ZM139 223H140V222H139ZM141 223H142V222H141ZM161 223H159V224H161ZM184 223H185V222H184ZM52 224H53V223H52ZM57 224H58V223H57ZM92 224H93V223H92ZM122 224H123V223H122ZM143 224H144V223H142V225H143ZM165 224H166V223H165ZM178 224H179V223H178ZM178 224H177V225H178ZM186 224H187V223H186ZM54 225H55V224H54ZM77 225H78V224H77ZM79 225H80V224H79ZM123 225H124V226H123L124 228H122L121 226H120V227H121L122 229H124V230H125V228L127 229V228L129 227V226H128V227H125V226H127V224L125 225V223H124ZM135 225H136V222H135ZM152 225H153V228H152ZM156 225H157V227H156ZM173 225H174V224H173ZM191 225H192V224H191ZM88 226H89V224H88ZM112 226H113V225H112ZM184 226H186V225H184ZM192 226H193V225H192ZM53 227H55V226H53ZM56 227H57V226H56ZM77 227H78V226H77ZM170 227H171V226H170ZM180 227H182V228L180 229ZM186 227H187V226H186ZM80 228H81V227H80ZM83 228H84V227H83ZM114 228H115V227H114ZM132 228H130V229H132ZM141 228H142V227H141ZM149 228L152 229V230H150ZM184 228H185V227H184ZM187 228H188V227H187ZM206 228H207V229H206ZM209 228H211V229H209ZM90 229H91V228H90ZM130 229H129V230H130ZM169 229H170V228H169ZM173 229H174V228H173ZM213 229H212V230H213ZM241 229H242V230H241ZM1 230H2V229H1ZM1 230H0V231H1ZM82 230H83V229H82ZM109 230H110V229H109ZM112 230H113V228H112ZM114 230H116V229H114ZM124 230H123V232H124ZM147 230H148V231H147ZM245 230H246V231H245ZM3 231H4V230H3ZM71 231H72V230H71ZM74 231H75V230H74ZM83 231H84V230H83ZM110 231H111V230H110ZM206 231H205V232H206ZM216 231H219V232H218V235L216 234ZM238 231H240V232H238ZM247 231H248V234L253 235V239H251V240L248 241V240H247L248 237L246 236V237H247V238H246L245 236H243L244 239H241V240H243V243L240 244L239 242H235V240H236L238 237L241 236V235H240L241 232H243V234H246ZM255 231H256V234H255ZM48 232H49V231H48ZM77 232H78V230H77ZM115 232H116V231H114V233H115ZM120 232H122V231H120ZM125 232H126V231H125ZM158 232H159V231H158ZM160 232H161V231H160ZM237 232H238V233H237ZM0 233H1V232H0ZM90 233H91V232H90ZM117 233H119V232H117ZM143 233H144V232H143ZM151 233H152V232H151ZM188 233H189V234H188ZM219 233H221V234L219 235ZM236 233H237V235L240 233V234H239L240 236H238V237H236V238L234 239L233 235L235 236ZM65 234H67V233H65ZM74 234L77 235L78 233H75V232H74ZM74 234H73V237H74ZM80 234H81V232L79 231V234H78V235H80ZM121 234H122V233H121ZM121 234H118V236L121 235ZM163 234H165V233H163ZM171 234H172V235H171ZM187 234H188V235H187ZM191 234H192V235H191ZM254 234H255V235H254ZM71 235H72V234H71ZM137 235H134V238H135V236H137ZM185 235H186V237H187V236H188V237H187V238L184 237ZM206 235H207V234H206ZM210 235H209V237H210ZM215 235H214V236H215ZM237 235H236V236H237ZM80 236H81V235H80ZM80 236H78V237H80ZM118 236H117V237L115 236V237L117 238V240H119V238H120V236H119V238H118ZM121 236H122V235H121ZM123 236H124V234H123ZM138 236H139V235H138ZM138 236H137V237H138ZM211 236H213V235H211ZM254 236H255V237L257 236V237L254 239ZM73 237H72V238H73ZM76 237H77V236H76ZM76 237H75V238H76ZM82 237H83V234H82ZM150 237H151V239L154 241L153 244H155V246H154V245H150V244L152 243V240L149 239ZM160 237H161V234H160ZM160 237H159V234H158L157 236H156V234H155V236H154L155 240H154V238H152V236H150V235L145 236V237L141 236V238L138 239L139 241L136 243V244H138V245H135V246H131V244H128V245H127V244H124V245L122 244V245H120V246L115 245V246H117L116 250H115V248H113V249L111 250V252H112L113 250H115V251H113L112 253L116 252L115 255L113 254V255H114L113 257H115V259H114L113 257H112V258H113V259H112V258H111L112 255H110V259H108V262H104V260H103V262H102V263L100 262V263H101V264H103V263H104V264H105V263H106V264H107V263L110 264L109 260H110V261L113 260L112 262H114V263L111 262L112 264H126L127 262H128L127 264H135V263L141 264V261L144 260V262H145L147 259H148V260L150 259L149 263H151V264H156L157 261L159 260V259L156 260V257H157L159 254H158V252L156 253L153 249L149 248V246H148L147 243H149V245L152 246V248H154V247L156 248V246H157L156 249H158L159 246H160L159 249H161V245H162L164 242H163L161 245H156V244L159 243L160 241H161V242H162V241H165L166 239H164L165 237H164V238L162 237V238H161L162 240H159ZM179 237H181V238H179ZM200 237H201V236H200ZM241 237H242V236H241ZM69 238H71V236L68 237V239H69ZM72 238H71V239H72ZM75 238H74V239H75ZM108 238H109V237H108ZM112 238H113V237H112ZM183 238H184V239L186 238V240L184 241ZM198 238H199V237H198ZM219 238H218V239H219ZM245 238H246V239H245ZM77 239H78V238H77ZM83 239H84V238H83ZM123 239L127 241V239H125V236L123 237ZM123 239H122V240H123ZM128 239L131 240V237L128 238ZM132 239H133V238H132ZM163 239H164V240H163ZM209 239H210V238H209ZM239 239H240V238H239ZM257 239H258V240H257ZM63 240H66V239H63ZM87 240H88V239H87ZM105 240H106V239H105ZM114 240H115V239H114ZM120 240H121V239H120ZM145 240L147 241V243H146V242H145V243L147 244L148 247H147L146 245H144V244H143V246H141V245H142L141 242H143V241H145ZM149 240H150L151 242H148ZM156 240H158L159 242H158V241L156 242ZM192 240H191V241H192ZM211 240H212V239H211ZM77 241H78V240H77ZM111 241H112V240H111ZM166 241H167V240H166ZM170 241H171V240H170ZM191 241H190V242H191ZM236 241H240V240H236ZM67 242H68V240H67ZM75 242H76V240H75ZM75 242H74V243H75ZM168 242H169V240H168ZM171 242H172V241H171ZM205 242H206V241H205ZM240 242H241V241H240ZM106 243H107V242H106ZM174 243H176L175 240H174ZM185 243H186V242H185ZM187 243H188V241H187ZM187 243H186V244H187ZM212 243H214V242H212ZM61 244H63V243H61ZM68 244H69V243H68ZM77 244H78V243H77ZM112 244H113V243H112ZM114 244H115V243H114ZM198 244H199V243H198ZM205 244H206V243H205ZM208 244H209V242L207 243V245H208ZM63 245H64V244H63ZM89 245H90V244H89ZM91 245H92V244H91ZM133 245H134V244H133ZM139 245H140V246H139ZM171 245H172V247H174L173 244H171ZM199 245H200V244H199ZM199 245H198V246H199ZM69 246H70V244H69ZM71 246H72V245H71ZM79 246H80V245H79ZM108 246H109V245H108ZM115 246H114V247H115ZM138 246H139V247H138ZM144 246H145V250H143V249H144ZM153 246H154V247H153ZM164 246H165V243L163 244L162 249H163V248H164V250H165V249H168V251L171 252V251L169 250V248H166V247H169V244L166 245V247H164ZM204 246H205V245H204ZM140 247H142V248H140ZM177 247H178V246H177ZM239 247H238V248H239ZM93 248H94V247H93ZM133 248H134V249H133ZM147 248H148V249H147ZM174 248H175V247H174ZM198 248H199V247H198ZM206 248H208V247H206ZM217 248H216V249H217ZM241 248H239V249H241ZM97 249H98V248H96L95 250H97ZM170 249H171V248H170ZM214 249H215V248H214ZM233 249H234V250H233ZM88 250H89V248H88V249L83 248V249H81V250H78L77 252H74V255L70 258V260L66 261L67 264H78V262L80 261V258H82V256H83V255L85 254V252H87ZM136 250L141 251V253H142V251H145V252H143V254H142V255L145 254V256L142 257V255H141V256L139 255V257H138V255H135V253H133V252H135ZM171 250H172V249H171ZM211 250H212V251H211ZM241 250H242V249H241ZM91 251H92V250H91ZM172 251H173V250H172ZM184 251H185V250H184ZM96 252L101 253L100 251H96ZM118 252H119V253H118ZM241 252H242V251H241ZM90 253H91V252H90ZM102 253H104V252H102ZM109 253H110V252H109ZM109 253H108V254H109ZM120 253H121V255H119V256H120V257H121V256H122V257L124 256V257H123L124 259H123L122 257L119 258L118 254H120ZM162 253L164 254V252H162ZM162 253H160V254H162ZM236 253H237V252H236ZM239 253H240V252H239ZM87 254H89V251H88L85 255H87ZM94 254H95V252H94ZM110 254H111V253H110ZM123 254H124V255H123ZM92 255H93V254H92ZM92 255H90V256H92ZM134 255H135V258H134ZM254 255H256V256H254ZM257 255H258V256H257ZM116 256L121 260V262H122V260H124L123 263H121L119 259H118V260H119V263H118V260L116 259V258H117ZM224 256H225V258H226V256L229 257V259L224 260V262L226 261V263H223V260H222V259H224ZM79 257H80V258H79ZM136 257H137V258H136ZM204 257H205V258H204ZM255 257H256L257 259H256ZM88 258H89V260H91V259L94 258V256H93V258H92V257H88ZM130 258H131V259H130ZM125 259H126L127 261H126ZM128 259H129V260H128ZM169 259H170V260H169ZM130 260H131L132 263L129 262ZM151 260H153L154 262L156 261V262L153 263ZM200 260H199V262H200ZM218 260H222V261H220V263H219ZM228 260H229L230 262H229ZM256 260L258 261V263H257ZM93 261L95 262V259H93ZM96 261H97V260H96ZM116 261H117V262H116ZM162 261H163V259H162ZM217 261H218V263H217ZM262 261H263V262H262ZM203 262L198 263V264H202ZM221 262H222V263H221ZM227 262H228V263H227ZM239 262H240V261H238V263H239ZM242 262H241V264H242ZM98 263H99V262H98ZM98 263H97V264H98ZM145 263H146V262H145ZM147 263H148V261H147ZM149 263H148V264H149ZM159 263H162L161 260H160ZM159 263H158V264H159ZM204 263H203V264H204ZM238 263H236V264H238ZM249 263H248V264H249ZM251 263H250V264H251ZM254 263H253V264H254ZM143 264H144V263H143ZM162 264H165L164 261H163ZM239 264H240V263H239ZM263 264H264V263H263Z\"/></svg>",
    "mask_w": 264,
    "mask_h": 264
}]
</instances>
